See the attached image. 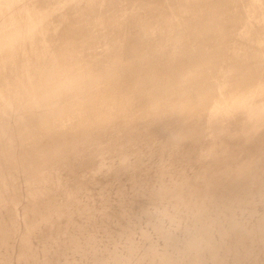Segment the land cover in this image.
<instances>
[{"label":"bare ground","instance_id":"6f19581e","mask_svg":"<svg viewBox=\"0 0 264 264\" xmlns=\"http://www.w3.org/2000/svg\"><path fill=\"white\" fill-rule=\"evenodd\" d=\"M0 1H2V0H0ZM20 1H23V0H10V1H8V3L10 2L8 4V3H6L5 0H3V2H5L7 5L6 7H8V8L5 9L6 7L4 6L6 15H4L3 18H5V19L0 17L3 19V20L0 19V31H1V28L8 26L11 23H12L11 24L12 28H15L16 26L13 27L14 21H16V23L18 21L17 25L19 24L20 21L23 22L24 23L23 26H25L27 28V30L29 29V31H30L27 33L28 35H24V37H26V38H24V40H26L25 42H28L29 46H30V44L32 45L30 47H33L34 44H35V47L37 46L36 43H34V42H36L35 39L33 40L34 42L32 41V38H33L32 36H34V34L36 33V32L35 33L32 32L33 31L32 27H33V25L35 26L36 24H39V22L36 24H33V23H35L38 19H39L38 21L43 20V18L41 19L40 16H42V14H43V17H44V14H47V13H45V11L48 12V15L51 13L53 15L52 19L54 18V20H55V18H57L59 16L62 17L61 15H62L63 11H66V15L67 14L69 15V13H71L70 8H69V12H67V10H65L66 5L68 6V2L70 0L69 1L68 0H51V1L50 0H48V1L44 0L41 2L40 5L38 4L39 6L37 5V9L34 8L35 11L33 13L27 12L28 10H26V9H28L27 7H30L31 4L28 5L27 7H25L26 8L25 9L23 6H24V3L26 0L24 1V3L20 2ZM35 1L36 2L33 1L34 4L38 2L37 0H35ZM92 1H96V0H92ZM104 1H103L104 5H106V0H104ZM108 1H110V0H108ZM108 1H107V3H108ZM116 1L118 2L119 0H115V2ZM120 1H122V0H120ZM141 1H146V0H140V2ZM163 1H166V0H163ZM173 1L175 2V4H177L176 5L177 8L176 9L174 8L175 10L172 9V10H174L173 12L166 11L168 9H165V11L167 13H164L161 16L158 15V14H161V12H159L160 6H157V5L146 6L147 11H145L144 8H143L144 10L142 9V11H141L140 10L141 7L139 4H142V2L138 4L139 6L136 5L137 8L140 7L137 9L138 11L136 10V8L133 9L135 6L134 5L133 8H129L130 12H129V10H128V12H121L122 10L120 8H122V6L120 4H122V3H120L119 6L117 5L118 3L117 4L115 3L113 5L111 4L112 8H111V6L109 7V9H110L109 11H112V13L110 12V14H112L111 19H109L111 17L110 15L104 16V14L106 13L105 11H104L105 13H102L103 17H106L111 21H112V19L114 20V18H116L115 23H117V24L116 25L113 24L116 26L115 28L114 27L113 28H114V31H115V29L117 30V33L120 34V36H122L121 38L123 39V40H121L120 37L116 38L118 36L117 33H116L117 36L115 35V38L118 40L120 39L118 42L111 41L112 43H110V40H108V39H110V38L112 39L113 35H111V34L109 36V34L106 33L107 34L106 37L107 36L110 37V38L107 37V39H106L107 41L104 42L105 39L103 38L102 43L105 45V47H102L103 50L105 48L106 50L114 51L113 53H115L113 55V56H115V58H113V61H112L113 64L112 65L118 66L121 69V67L119 66L121 64L120 63L121 61H118V59L120 57H123V56H120L119 52H120V50L125 49V48H123L124 44H128V47L126 46L127 49H125L123 51L127 50L129 57L138 58L139 57L138 55L140 53V52L138 53V49L142 45L141 43H138L139 42L138 39L140 41L143 40L141 38L142 37L141 35L145 36V38L147 39L146 35L150 36V34L148 32H151V35H152L153 29H156V28L157 29H163L162 33L164 32V33H166V35L168 34V36L172 39V41L173 42L176 41L178 44L182 42L184 37L189 36V35H193L192 33L194 31H196V35H197V32H198V34L200 33L199 37H201V36L203 37V35H201V34H206L208 31L210 33H213L212 42H215L216 45L219 43L224 44V42H226L231 36H232V38H237V39H235V41L239 40L240 42L237 41L238 42L237 43V42L233 41L232 43H237L238 45H233V46L229 45L231 48H230L228 54H225L226 52L224 53L225 55L223 54L224 51L222 52L223 55L220 54V52L217 48L218 51L215 52L216 53L215 56L213 55L214 58L211 57L212 60L215 59V61L218 62V61L224 60V58L226 57L224 62H229V64H228V67L226 65V68H225L224 67L225 65L223 66L222 65L223 63L221 62L222 66L215 69L216 71L214 73L212 71L213 74H212V76H209L210 78H206L203 74L204 71H202L201 68H202V66H207V65H205V63L202 61H201L202 66H201V63L198 64V66H196L194 64L195 62L194 63L192 62V64H194V65L191 67L187 66L189 68L187 70L184 69L186 71H184L182 73L180 72L179 75L177 74L178 72L176 73L177 75L176 74L171 75V73H173V72H171L170 74L166 73V71H167L166 64H161V65H164L163 70H165V71L163 72V74L161 73L159 75L157 73L158 75L157 74L154 75V72H153V75H151L150 74L151 71H150V73H148L150 75L143 74L142 78H140L141 77V75H140L139 78L141 80L142 79L145 80V81L142 80V82L144 83V85L142 84L144 86L143 90L144 91L146 90V91H148L147 93L151 94L150 103H149V106H147L148 107L147 111H149V112L148 113L146 112L147 113L146 115L143 114L142 116H140V115L135 116L136 111L132 112L133 108L131 107V112L129 111V116H126V117L122 116V118H119V117H117V114L122 112V111H120V112L118 111V113L116 114V112H117L116 110L121 109L119 107L117 101H116L117 104L116 103L114 104L110 100H107L106 96H104V95L102 96L101 94L99 95V91L101 90V89H99V87H101L100 83H102L103 81L105 83V81L108 80L107 77H109V76H107V77H105L106 78L105 80H101L103 76H100L102 74H99V72L101 73L100 69H102L101 68L102 66L104 69L108 66V64L106 67H104L105 66V65H103L104 62H102L101 65H99L100 62H99V64L97 63L98 65H96L95 63L97 62L99 57L102 56V58H103V56H104L103 54H104L105 50H104V52H102V55L100 54L101 56L100 55H99V57L94 56L96 59V62L94 60L93 52H92L94 50L90 51V52H92L91 54H92V58H93V59L92 58L91 59L94 60V64L96 65V67L95 68L90 67L91 72H92V73L90 72V74H93L91 76L92 77L94 76V77L90 78V75H88L89 80L87 79V81H85V80L83 81V79H82L83 75H81L82 73L81 72H80L81 74L77 73L78 72L77 70L80 71V69H76V67L82 66L81 64L77 65L78 64V58L82 57L81 55H79V56L77 55V52L79 51V53H80V49L83 48V46L81 48H79L81 46V43H80V46H78L79 45L78 42H76L77 45L74 42L75 43L74 45L78 46L79 50H76L78 48L75 47L76 48L75 49L76 54H74L75 52H73V55H71L69 57L66 55L67 56L66 58H65V53L68 50H71L70 49L71 47L69 48V46H68V50L66 49L65 53L62 52L63 50L62 51L59 50L61 52L60 53L57 48H56L57 49L56 52L52 53V54H54V53L56 54L58 52L60 55L54 54V56H52L51 52L49 51L50 53L48 52L49 56H47V57L48 58L53 57L52 58L53 60L56 59L55 64H53V65L50 64L51 66L49 65V63H48V65L44 63V60L46 58L45 54L48 55L47 53H45V54L43 53L44 58L41 57L42 59H44L43 62H40L41 61L40 58L36 59V57L39 56L38 54L39 53L41 54V51L44 48L43 46L47 47V44H49L48 41L50 40V38L52 40L53 37L49 38L50 31L53 28L60 26V25L57 26V25H55L56 23H53L54 27L53 28L51 27L52 29H49V26H51V23L53 21L52 19H50L51 15H50V17L48 16L51 21L50 20L47 21L48 17L46 15L47 23L44 22L45 23V31L42 27L44 34L42 32H40L42 34V39L40 40L42 42V44L41 43H40L41 45L38 44L39 47H37V49L36 48L34 50L29 49L30 54H28L29 57H28V60L26 61V63L23 62L21 66H16L18 64V61H16L17 62V64H16V62L14 60V55H13V53L15 52L14 49H13L14 52L12 51L13 53H9L7 55L5 53L6 56H4V54H3L4 52L1 51L3 48H0L1 53L3 52L2 56H4L3 57L4 58L3 59L4 65L1 66L2 64H0V66L3 68H5V66H6V70L9 67V70H8L9 74L7 73L8 76H6L5 78H2V76L4 77V75H6V74H4L2 76L0 75L2 78V79H0V120L3 121L4 118H6V117L8 119H10L8 115L9 114L14 115L15 113H17V114H15V115H17V118L22 117V116L19 117V115H21V113L19 114V112L16 111V110H18V109H16V107H15L16 110H13L14 113L12 112V109H14L13 106L14 105L16 106V104L21 103L20 101H22V97L25 94L24 92L25 91L27 92L29 87H32L34 89V87L36 86L38 88L37 89L38 91H35L36 94L32 93V95L27 99V101L25 100L26 102L24 103V104H26L25 106L28 109V110L25 109L26 112L27 111L30 112L34 109L37 110V111L34 110L37 113H35L33 111L34 112V118H36V119L33 118L34 120H32V118H31L30 120L26 121V119H28L29 117L28 118L25 117V112L23 115V111L20 109L22 111V115L25 117V119L20 118V121L19 120L18 121L21 123L18 124L19 122L17 123V119L13 117L15 119L14 121H16V122H13V121L11 122V123H14V126H16L15 123H17L18 125L21 126L20 127L21 130L18 129V132H19V130L22 131V132L18 133L19 135L16 134L17 132H14L17 129L18 125L15 127L16 129H14V131H13L14 134L18 135V137H19V140L17 139L18 137L17 138L14 137V138H16V140H18L17 143L21 142L23 140L22 143H18L19 146H20V144L22 145L23 142H27L26 139L30 140V142L32 141V143L30 144V148L28 147V145L30 143L29 141L27 143H24L28 147V149H27V147H24L27 149V151H24L23 149L21 150V146L19 148L17 147V151L19 149L22 152V153L20 152V154H22L21 156H23V154H24L23 151L25 153L28 152L31 155L33 153V151L35 150L34 148H31V147L36 148L38 146V145H36V143L37 144L39 143L43 149V150H41V147L38 146L40 148V150H39L40 153L38 152L36 154L38 149H37V151L35 150V153H34L35 155L33 154V156H36L35 158H29L30 156L28 155L29 156L28 157L25 154V156H26L25 160L27 161L28 159L29 160L31 159L32 163H35L36 165H33L30 162L33 166L27 165V166L23 167L24 169L22 168V170L24 171V173L21 169H19L22 171V172L21 171L20 172L23 173L24 177H25V179H24V177H22V180L24 179L28 184H30V185L32 184V186H33V183H35L34 184L35 186H33V187H36V185L39 186L42 183V180L44 178H42L41 175L39 177H37V175L41 174V172H42V171L38 172V170H40L41 166L44 165V163L45 164L48 163V162L46 163L45 157H47V155H45V154H47L46 152H48L49 147L47 148L46 145L49 143L50 139H53V138L58 139V138H56L57 136L60 139V137L62 135H64L65 133H67V135H68L70 131H72L71 132L72 135H75V134H73V130L78 128L79 126H81L82 128L83 127L85 128V129H82L79 127V129L76 130L77 134L75 135L78 143H80L79 145H81V144L83 145L82 146L83 147L82 152L75 151V150H77V148L72 152V157L75 158V160H76L75 162H77V159L79 162L80 161L79 158H81V159L83 158L81 161L84 160V162L83 163L80 162L78 165H80L82 163L81 164L82 166H80V168H81V167H83V164H84V171L85 172L80 171L81 173H78V171H77L76 173H74L76 175H74L73 173H72L73 175H71V174L69 175V172H70L69 170L72 169L71 171H73L74 167H71V169H69V167H68L69 161L72 157L69 158V160H68V153L69 152L67 151L68 152V153L66 152L67 157L64 156V158H66L65 160H67V161L62 159V161H65L66 163L68 162L67 167H63L64 164H66V163L63 164L62 161H57V163H58L57 167L62 169L61 170V176L63 178L60 177L61 178V182H60L61 190L58 188V186L60 184L57 185L59 183V181H58L60 179L59 177H57L58 179L55 178L57 180L53 179V181H58V183L55 182L57 187L55 186V187H51L48 189L49 191H51V193H53V191H54V193H57L58 195L56 196V194H54V196L51 197L50 196L51 193L49 194V192H48L49 196H47L46 193H44L43 191L42 192L44 195L40 194V193H42L41 191H40V193H38L39 192L38 189H40V188L37 189V187H36V188H34L35 190H34L33 194L31 193L32 197L29 196V198H28V196H26L28 198L27 201L30 199L28 201L30 204L33 202H34V204L41 202L42 204H44L43 208L47 207V206L44 207L45 205H48V207L53 206L55 211L59 212V215H58V213H56L52 208H49V209H52L53 212L57 214V216H56L53 213L56 217V218H54V216L51 215L52 214L50 212L51 210H49L47 208L49 211L41 214V216H40L39 213H41V210L43 209L42 206H40L41 203L37 204L40 207H38L36 205L38 208H41L39 210L36 209L35 205L31 204L32 206H34L31 209H36L37 212H39L38 214H35V218H34V216H33L34 213H32V212L35 210L31 211L32 215H29L30 209L27 208L29 211V214H28L29 217L28 218L26 217V218L27 219H29V218L30 219L31 218L36 219L37 216L39 215L40 217L38 216L39 218H37V220L40 222V225H42V228H40V229H42L44 232H46L45 230H47V231L52 230V232L54 230L56 232L55 233V235H56L55 239H52V240H50L51 242H48L46 240L47 239L46 237H48V235H49L48 239L50 237L51 238H54V237L50 236V234L47 235V232L41 233L43 235L46 234V237L44 235V237L46 238L45 239L40 234V232H42V230L39 232V234L41 235V238L43 237L44 239H40V236H38L39 238L37 239L36 236L29 234L31 232L30 228L33 225L32 224L31 227L28 226L30 224L29 223L30 221L26 222V220H25L26 218L22 219V221H20L19 220L20 217L18 218L16 216H15V218L16 219L18 218L19 222L16 221L15 219H12V218H14L13 216L11 219L9 218L10 215H12V214L9 215L8 213L9 212L11 213V211H13V208L17 204H19V202H18L19 199H22V198H20L21 194L23 196V193H21V192H24V191H22L23 189L20 191L21 187L19 188L18 185H16L18 182L17 183L15 182L16 184H14L19 188L18 192L20 194L17 203H15L16 201L13 202L14 198H15L14 200H17L16 197L14 196V194L16 195L17 191L15 192L16 188H13L14 187L13 185H12L13 186L12 188H11V185H6V187H7L6 192H4L3 195H0V212H1L0 214H1V216L2 215L5 216L2 213L6 214V211L8 212L6 215L9 216L8 217L9 219L7 218V216H5V218L8 220V224H9V221H11V220H13V221L15 220L16 222H18L17 224L15 221H14L15 223L12 221H11L12 223L10 222V224H12L13 227L15 225V228H14L15 232H17V230H19L18 232H20V229H22V228L19 229V227L22 224H24L23 223L24 221H25V223H29L28 225L26 224L27 225L26 227L27 228L29 227V231H30L29 233H27V232L26 233L29 235H27L25 233V231H27L28 229H25V231H23V232H22V230L24 228L21 230L22 238H26V237L27 238L21 239V243H19L20 241L18 242L20 244L19 247H18L17 242H16L17 247H15V245L12 248H11V245H10V247L9 246L8 247L11 248L12 250H15L13 248H17V251H19L18 254L23 255L24 251H27L25 249H28L27 252H30L29 248L30 249L32 248V246L29 247L31 244L28 245V248L26 247V245L28 244L27 242H29V241L26 242V240L32 238V236L34 237L33 242H34V240L36 241V240L40 239V241L44 240L43 243L46 244V245H42V246H40L39 244L37 245L36 243L37 242L40 243V241H36L34 243L36 245L35 246L33 245V247H34V249L32 248L33 252H30L28 254L30 256L29 259H33V258H31L32 257L31 255H33V253H34V256H35L37 254V250H39L40 248L43 249L42 247H44V250H45V251L43 250L44 252L42 254L45 253V255L43 256V260H42V257H41V259L39 258L40 256H42V254L41 253H40V255L37 254V258H34L37 260L34 261V259H33V261L35 263L33 261H31L32 263H34V264H87L86 259L88 257V255H87L88 253L85 252L86 253V255H85V253L83 254V252L85 251L84 247L86 244H88L87 241L89 238H86L84 240L82 238V235H84L85 233H88V231H91L94 234V232L96 231L98 226L102 225V226H104L103 229H105L104 236L108 240V245L107 246L105 245L106 247H101V245H99L97 243H95V244L92 243L93 245H91V246L93 248L90 247L93 254L94 253L96 254L99 252V253H101V255L104 254V256H105L104 258H102V261H100L97 264H154V263L170 264L169 260L171 258V252L172 251H174V250L178 251L176 261L178 260V256L182 252L187 251V247L181 244L180 237L176 236L177 230L187 231L185 229L187 227L186 222H183V214L185 211L189 212V209H193V208L198 207L199 205H201L200 204L201 202L202 203L209 202V206L211 205L210 210L212 209L213 205L215 206L216 203H217L216 207L218 204L220 206V203H223V200L227 197V194H228V196H231L234 194V192H236L237 186H238V177H243V175H245V176L251 175L252 177H254V175H256L259 178H261V181L264 180V0H211V2L214 1V3L222 2V4H225L223 2H227V4H229V9H231L230 4H232L233 8L235 7L234 10H238L235 12L232 11V13H234L235 15H238V19H236V20H238V24H237L238 28H236V29H234L235 23L231 24L232 21H229V23H227V24H226V22H223V20L225 19L224 17H226V16L230 17L231 16V13H229L231 10H228V7H222V8L221 7H219V8L218 7L217 8L211 7V8H213V9H211L210 7L208 8L206 4L211 5L212 3H210V2L204 3L205 1L203 2V0L202 1L198 0V2L200 1V4L199 3L197 4V2H196L197 0H195L197 5L195 6V4H194L195 2L193 1L194 2L193 4L195 7L193 9H190L189 5H191V2H190L191 0H173ZM3 2L1 4L5 5V3H3ZM19 2L21 3V5L23 3V6L21 8H19ZM72 2H69V3H71V5H73ZM78 2H77V4H78ZM82 2H83V0H82ZM82 2H81V4H82ZM85 2H88V0H86ZM99 2L103 3L101 0ZM99 2L97 0L96 4L100 5ZM153 2H154V0H153ZM160 2H161V0H160ZM189 2H190V4H189ZM88 3H90V2H88ZM27 4H29V2ZM74 4H76V2H74ZM86 4L87 3H85L84 5H86ZM129 4L131 7V3H128V6H129ZM162 4H163V2H162ZM2 5H0V7ZM25 5H26V3H25ZM92 5L95 6V3ZM220 5H221V3H220ZM34 6H36V4ZM83 6L81 5V7H83ZM89 6H91V5H89ZM94 6L93 7L91 6L92 9L90 8L92 12H93V8L97 7V5L95 7ZM125 6H127V5L125 4ZM163 6H164V4H163ZM168 6H170V5L168 4ZM168 6H167V8H168ZM213 6H214V4H213ZM221 6H223V5H221ZM32 7H30L29 9H32ZM102 7L105 8L104 10H106V7L103 6V4L101 6V9H102ZM142 7H143V4H142ZM172 7H174V6H172ZM172 7H170V8H172ZM73 8H76V7H72V9ZM85 8L81 9L83 12L81 14H84L85 11L88 10L87 8L85 10ZM99 8H100V6H99ZM99 8H97V9H99ZM117 8L120 10H118ZM165 8H166V5H165ZM78 9L80 10V8H78ZM126 9H128V8H126ZM131 9H133V11ZM162 9H163V7H162ZM162 9H161V11H162ZM2 10H3V7H1V11ZM73 10H76V9H73ZM83 10H85V11H83ZM244 10L246 12L245 14H247V15L244 16L245 18L242 17L240 19L239 14H240V12H242ZM1 11H0V13H1ZM76 11H78V10H76ZM76 11H74V12H76ZM88 11H90V10H88ZM91 11L88 12V15H89V13H91ZM95 11L93 12L94 15H95ZM109 11L107 10V13ZM5 12H3V14ZM142 12H144V13H142ZM168 12H170V13L168 14ZM99 13L101 15L100 11H99ZM162 13H163V11H162ZM205 13L207 16L217 17L215 19H217L219 21L210 19L209 25H207L206 19L208 17L206 16V18H203L204 17L203 14L205 15ZM243 13H241V14H243ZM72 14L73 13H71V16L74 18H76V17L78 18V16L80 15L79 14L78 16H74L75 14L74 15H72ZM1 15H2V13H1ZM66 15H64V16H66ZM92 15H90V16L92 17ZM193 15H195L197 17L194 18ZM90 16H88V18ZM199 16H200V18H199ZM72 17H71V21H73V19H74V18L72 19ZM81 17L82 16H80V19H81ZM86 17H82L83 21L85 18V23H82V24L86 25V20H87ZM65 18H62V20ZM77 18L75 19L76 21H77ZM44 19H45V17H44ZM90 19H89V23L92 20V19L91 20ZM156 19H158V20H156ZM193 19H196V22L193 21ZM232 19H230V20H232ZM57 20L59 21V20H61V18H59ZM58 21H56V22L58 23ZM76 21L74 23L77 26ZM81 21H82V19L80 20V22ZM92 21H94V20H92ZM100 21H99L100 27L101 26L104 27V25L107 26V24L104 23V22L107 23V20H104V18H103ZM153 21L156 23H154ZM67 22L69 24L72 23V22H69V19H68V21L66 20L65 23H67ZM193 22H195V23H193ZM44 23H42V24H44ZM60 23L63 24L64 22L62 23L60 21ZM92 23L93 22H91L90 24L92 25ZM109 24H111V23H109ZM78 25L81 26L80 24H78ZM85 25H83V26H85ZM93 25H96V23ZM97 25H98V19H97ZM23 26H20V27H23ZM40 26H41V24L37 27V31H38V28H40ZM70 26L71 27H69V26L68 27L72 30V26H74V25H70ZM25 27H24V29H25ZM89 27L87 26V30H90L91 32L93 30H95V31L97 30L96 28L91 30V27H90V29H89ZM94 27L95 26H93L92 28H94ZM125 27H127L126 30L129 28H132L131 29L132 31H130V32H132V36L129 38L130 41L127 40L125 37H123L126 35V34L125 35L123 34V30L125 31ZM5 28H7V27H5ZM5 28H3V29L5 30ZM16 28H19V27L17 26ZM35 28H34V31H35ZM83 28H82V30H83ZM108 28H111V27H108ZM24 29H22V30H24ZM59 29H60V27H59ZM59 29L56 28V30H59ZM77 29H80V28L76 27V29H74V31H77ZM84 29L86 30V28H84ZM224 29H225V32H227V30H229V31L232 30L230 32V34L232 33V35H230L229 38H226V36L223 32ZM233 29L235 30L234 32H233ZM7 30L4 33H6ZM22 30H21L22 33L20 35H23L25 33L26 29L24 30V33ZM39 30L41 31V29H39ZM62 30H63V28H62ZM111 30H112V28H111ZM111 30L109 29L108 32H111ZM14 31H15V29H14ZM78 31L82 32L81 30H78ZM18 32H20V31H18ZM18 32L16 31V34ZM54 32L56 33V31H54ZM60 32H61V30H59V33ZM98 32H100V31H98ZM8 33H9V30H8ZM8 33L4 34V36L7 35ZM10 33H11V30H10ZM12 33H14V37L12 36L14 38L13 40H19L20 37H17L18 39H16L15 38L16 37L15 32L12 31ZM40 33L38 32V37H39ZM70 33L68 31L67 35H70ZM72 33H73V30H72ZM103 33H104L103 36H105L104 31H103ZM126 33H129V32L126 31ZM157 33H159V32H157ZM157 33L155 32L154 36H156ZM1 34H3V33H1ZM52 34H53V31H52ZM100 34H101V32H100ZM56 35L57 34H54L51 36H56ZM58 35H57V37H59ZM62 35H63V33H62ZM67 35H65V36H67ZM83 35H84V33H83ZM89 35L90 34H88V36ZM94 35H95V33L93 34V36H90V38L94 37ZM129 35L127 34L128 37H129ZM166 35H164V37ZM10 36L11 35H9V37ZM18 36H19V34H18ZM36 36H37V33L34 36L36 38V40L37 39L39 40V38H41V36L39 38H37ZM73 36H71V37H73ZM77 36L75 37L76 39H78ZM79 36H81V34H79ZM0 37H2V35ZM57 37H56V39H57ZM81 37H79V38H81ZM98 37L99 36L97 35V39H98ZM193 37L191 40L194 39ZM208 37H205V40ZM6 38H7V36H6ZM21 38H20V40H23ZM54 39H55V37H54ZM65 39H67V38H65ZM65 39L63 38V41H65ZM72 39L74 40V38H71V40ZM86 39H88V38L86 37ZM125 39L127 40V42L129 41V43L125 42ZM155 39H157V37ZM197 39H199V38H197ZM197 39H194V40H197ZM200 39H199V41H200ZM209 39H211V38L209 37ZM5 40H4V42L2 40H0L1 44L3 43L4 44L3 46H6V48L7 47L9 48L11 45H9V46H8V44L5 45L6 44ZM7 40H8V38H7ZM10 40H12V39L10 38L9 41ZM38 40H37V43H38ZM58 40H56L55 43H52V42L51 43L56 45ZM113 40H115V39L113 38ZM161 40H159V42ZM77 41H79V40H77ZM84 41H82V42L84 43ZM152 41L155 42V40H152ZM184 41H186L185 43H187V39ZM71 42L73 43V41H71ZM145 42H146V40H145ZM145 42H144V44H145ZM154 42H153V44H154ZM196 42H198V41H196ZM10 43H11V41H10ZM13 43H14V41H12V44ZM19 43H20V41H19ZM59 43H60V41H59ZM86 43H84L85 46L90 44V42L88 44H86ZM93 43H96V42H93ZM137 43L139 46L135 45V47H134V44H137ZM177 43H174V44H177ZM192 43L193 42H191L190 45ZM20 44H22V41ZM64 44H65V42H64ZM97 44H99V43H97ZM153 44L151 43L150 45H153ZM170 44H172L171 41H170ZM209 44H210V42H209ZM215 44H213V45H215ZM226 44L228 45V43H226ZM13 45H15V44H13ZM25 45H27V43ZM58 45L61 46V44H58ZM177 45H176V48H174L175 50L177 49ZM16 46H17V44H16ZM29 46L28 47L26 46V47L29 48ZM71 46L73 47V45H71ZM94 46H95V44H94ZM94 46L92 45V47H90V46L89 47L94 48ZM97 46H96V49H98ZM100 46H102V45L100 44ZM171 46H173V45H171ZM179 46H180V44L178 45V48H180ZM203 46H204V44H203ZM0 47H2V46H0ZM51 47H53V45H51ZM56 47H58V46H56ZM64 47H65V45H64ZM89 47L85 48V49H89ZM121 47H122V49H120ZM145 47H147V46H145ZM145 47L142 50H144ZM155 47H157V45H154V48ZM173 47H175V46H173ZM181 47H184V46H181ZM187 47H188V50L190 51L189 44ZM191 47H193V45ZM209 47L212 48V46H209ZM226 47H227L226 49L228 50L229 47L228 46H226ZM13 48H15V46H13ZM25 48L22 47V49H25ZM47 48L53 49V48H49V46ZM154 48H153V53L159 49V47H158V49H154ZM220 48H221V46H220ZM9 49H11V48H9ZM59 49H62V47L61 48L59 47ZM146 49H148V47ZM162 49H164V48L162 47ZM162 49H161V51H162ZM185 49H187V48L185 47ZM201 49H203L202 46H201ZM226 49L224 48V50H226ZM19 50H20V48L18 47V51ZM53 50H55V49H53ZM180 50H181V48H180ZM206 50L208 51L209 48H206ZM210 50H212V49H210ZM18 51H16V52H18ZM45 51L47 52V50H45ZM64 51H65V49H64ZM72 51H71V54H72ZM99 51H98V53H99ZM109 51H107V52H109ZM148 51H152L151 47H150V50L148 49ZM167 51L168 50H166V52ZM173 51H171V52H173ZM189 51L186 50L184 52L186 53ZM8 52H11V50ZM22 52L24 53V51H21L20 53H22ZM42 52H44V49ZM83 52H84V50H83ZM86 52H88V54H89V51L86 50L85 53ZM122 52H120V53H122ZM127 52H125V53H127ZM141 52H143V51H141ZM178 52H181V51H178ZM182 52H183V50H182ZM182 52H181L180 57H182ZM193 52H194V50H193ZM111 53L112 52L108 53V55L109 54L111 55ZM146 53H148V52L146 51ZM200 53H202V56H201V58H202L203 52H200ZM16 54H15V56H16ZM91 54H89V56H86V57L89 58ZM105 54H106V52H105ZM144 54L143 53L140 54L141 55V62H142V58H143L142 55H144ZM159 54H161V53H159ZM164 54H166V53H164ZM175 54L173 53V55H174L173 60H175V62H177L180 59L178 58V54H176L177 55L176 57H175ZM195 54H193V55L195 56ZM212 54H213V51H212ZM94 55H95V51H94ZM108 55H106V57L111 58L112 55L111 56H108ZM185 55H187V53L184 54V56ZM17 56L19 57V54H17ZM40 56H42V55H40ZM84 56H83V58H84ZM170 56H172V55H170ZM187 56H189V55H187ZM106 57L104 56V58H106ZM117 57H119V58H117ZM160 57H162V56H160ZM192 57L193 56H191V58ZM25 58H26V54H25ZM83 58H81V59H83ZM165 58H166V56H165ZM165 58H163V60ZM184 58H187V57H184ZM189 58H190V56H189ZM197 58H199V57H197ZM19 59H21V57ZM126 59H129V58L127 57ZM126 59L124 61H126ZM144 59H145V55H144ZM152 59H154V56H153V58H151V60ZM37 60H40V61H37ZM100 60H101V58H100ZM111 60L109 62H111ZM120 60H122V59H120ZM137 60L138 59H135L132 61H134L138 67L139 65H138ZM21 61H24V60H21ZM62 61L69 64V66H68V64L65 65L66 64L65 63L64 64L65 66L70 67L69 70L66 68L68 70L67 73H69V74L65 73V76L62 78H66V75H68V76L70 75L71 77H69L70 79L67 81H64V79H63V83H60V81H58V80H61V79H58L57 76L54 75L55 73H53V71H55V68L58 67L57 63L62 62ZM84 61H85V59H84ZM88 61H86V62L87 63L92 62V61L91 62H88ZM103 61H104V59H103ZM129 61L130 60H128V64H131ZM158 61H160V60L158 59ZM183 61H186V59ZM192 61H193V59H192ZM198 61L199 60H197V62ZM0 62L2 63V60ZM79 62H80V59H79ZM81 62H82V60H81ZM153 62H154V60H153ZM155 62L158 63L156 60H155ZM50 63H51V61H50ZM150 63H151V61H150ZM169 63H170V61H169ZM172 63H173V61H172ZM59 64H61V63H59ZM94 64H93V66H94ZM109 64L111 67V63H109ZM126 64H127V62H126ZM135 64H134V67H135ZM144 64L147 65L148 62L144 63ZM171 64L170 65L168 64L169 65L168 67L172 66ZM174 64H176V63H174ZM183 64H184V62H183ZM192 64H190V65H192ZM224 64H226V63H224ZM19 65H20V63H19ZM89 65H87V67H89ZM122 65L124 66L125 63ZM158 65H160V64L158 63ZM177 65H179V63H177ZM186 65L187 64H185L184 66H186ZM84 66H86V65H84ZM123 66H122V68H123ZM140 66H141V68H143L142 65H140ZM181 66L182 65H180V70H182ZM87 67H85V68H87ZM155 67L153 68L154 70H155ZM160 67H161V69H159ZM177 67L175 65V68H177ZM209 67H211V66H209ZM3 68H2V70H4ZM59 68H61L60 65H59ZM145 68H146V66H145ZM108 69H105V73H106V70L108 71ZM115 69H116V67H115ZM123 69H127V68L124 67ZM136 69H133V70L135 71ZM146 69L148 70V68H146ZM157 69H159L160 71H163L162 66H158ZM169 69L170 68H168V70ZM130 70H129V73H130ZM143 70H144V68H143ZM174 70L176 71V69H174ZM121 71H124V70H121ZM205 71H207V70H205ZM124 72H126V71H124ZM167 72H170V71H167ZM56 73H58V72L56 71ZM62 73H63V71H62ZM88 73L89 72L86 71V74H88ZM117 73H118V71H117ZM134 73H136V71ZM86 74L83 76L84 79H85ZM113 74H114V72H113ZM113 74H112V76H113ZM121 74L122 73H120V75ZM166 74H168L169 77L166 79L163 78L164 79L163 81H161L159 79L158 81H160V82H157V79H155V78H157L156 76H158V77L162 76L163 77ZM206 74H207V72H206ZM103 75H104V73H103ZM116 75L117 74H115V76ZM130 75H131V73H130ZM54 76H56V77H54ZM60 76H61V72H60ZM62 76H63V74H62ZM125 77H127V76H125ZM132 77H133V75H131V78ZM135 77H136V75L134 76V78ZM137 77H136V79H138ZM153 77H155V78H153ZM165 77H167V76H165ZM131 78L130 79L127 78L129 83H130V81L134 82V80H131ZM134 78H132V79H134ZM56 79H58V80H56ZM115 79H117V76ZM120 79H122L121 76H120ZM152 79H155L157 84L154 83L155 81L151 82ZM204 79H206V80H204ZM111 80L113 82V79H111ZM149 80H150V82H149ZM120 81H121L120 84L125 86L124 84L127 81L124 80V81H126L124 84L122 83V80H120ZM107 82L109 83V81H107ZM133 82L130 84H133ZM83 83L87 84L86 87L88 88V90H87L88 92L86 94L84 92V94H85L84 96H82V97L78 96V98H74V99H73V94H71L72 97L71 96L70 97L73 100L70 98L72 100V102L69 105V103H68L69 96L67 95L68 98H66V93L68 91H71L69 89H70V87L72 88V85L77 86L79 84V86H80V84L83 85ZM113 83L114 84L116 83L115 85L117 87V82H113ZM136 83H138V81ZM139 84L140 83H138L137 85H139ZM106 85H108V84H106ZM121 85H119V87ZM79 86H77V88ZM111 86H113V85H111ZM140 86H138V87L140 88ZM68 87H69V89L67 91ZM81 87L83 88V86H81ZM81 87H79V88H81ZM86 87H85V91L87 89ZM104 87H105V85H104ZM128 87H129V85H128ZM120 88L122 90V87H120ZM120 88L116 89V90L119 91ZM131 88H132V86L129 87V91ZM73 89H75V88H73ZM97 89H99V91ZM108 89H111V88L108 87ZM126 89L124 88L122 91L126 92L127 91ZM172 90L176 91L175 96L177 95V91L179 90V92L181 93V94L179 93L180 94L179 98L181 100H183L185 103L188 102L187 101L188 98H190L192 96L195 97L196 95H204L207 99V101L205 103V107H203V105L195 97L194 101L191 102L192 105H191V103H188V104L186 103L187 105H186V107L183 108V111H181L183 104L180 105L181 103L179 102L180 103L179 105L181 106V107L179 106L181 109L180 110L181 112L179 113L180 116L177 115L175 112L177 110H173V107L176 106V101H175L176 99L173 97L174 94L172 95V97L170 96V92ZM77 91H78V89H77ZM106 91H107V89H106ZM131 91L134 92L133 89ZM137 91H138V89H137ZM137 91H135V92L137 93ZM112 92H114V88H113V91L111 90L110 94H112ZM116 92H115V94L117 95L116 97H118V94ZM71 93H72V91H71ZM100 93H103V92H100ZM138 93H140V92H138ZM142 93H143V91L140 94H142ZM147 93H144V94H147ZM30 94H31V92H30ZM124 94L120 97V99L123 97H126V96H124ZM128 94H130V92L129 93L127 92V95ZM133 94L134 93H132V95ZM28 95H29V93H28ZM82 95H83V93H82ZM107 95H108V93H107ZM25 96H27V94ZM129 96L132 98L131 95H129ZM141 96H143V95H141ZM141 96H139V97H141ZM188 96H190V97H188ZM144 97L145 96H143L142 98H144ZM186 97H187V100H186ZM110 98H113L116 100V98H114L112 96H110ZM131 98H130V100H131ZM99 99L101 100V102L98 101V103H96L95 100H99ZM113 99H112V101H114ZM120 99L118 101H120ZM127 99H128V97H127ZM132 99L134 100V97ZM124 100H126V99H124ZM192 100H193V98H192ZM121 101H122V99H121ZM136 101H138V99ZM130 102H132V101H130ZM120 103L121 102H119V104ZM141 103H143V102H141ZM146 103H145V105H146ZM177 103H178V101H177ZM122 104H123V101H122ZM23 105H20V106H22V108H23ZM115 105L116 106L118 105L117 107H119V109L117 108L115 110ZM140 105L142 106V104H140ZM20 106H18V107H20ZM129 106H131V104H129ZM136 106H137V108H139L141 110V108L138 105H136ZM189 106L193 110L194 109L198 110V114H196V118L194 117V119H193V117H190L189 114L185 113V112H187V110L191 109V108H188ZM201 106L204 108V111L201 108H199ZM135 107H134V109L136 110L137 108H135ZM42 109H44V114L39 112ZM125 109H127V107L124 108V110ZM45 110L48 112L45 113ZM124 110H123V112H124ZM178 111H179V109H178ZM199 111H201V114H202V111L204 112L202 114V116L200 115ZM10 112H12L13 114ZM28 112L26 113L27 115H28ZM127 112H128V109H127ZM142 113H144V110L142 111ZM165 113L168 115L167 118L170 120H167V121L161 120V118H163V116L166 117V115H163ZM35 114L37 115V117L35 116ZM122 114L123 113H121V115ZM123 115H125V114H123ZM29 116H30V114H29ZM32 117H33V114H32ZM13 118H11V119L13 120ZM2 121H0V127L2 125V123H1ZM8 121H6V122H8ZM4 123H5V121H3V125H4ZM11 123L9 124V126H13V124L11 125ZM149 124H151V127ZM147 125H149V127H150L149 129L146 127L148 129V131L145 130V126H147ZM14 126L11 128L9 127L10 132H7L9 136L4 134L5 138L9 137V140H10V141H6V142L10 143L11 140L14 139L11 136L13 134V132H11V129L14 128ZM85 126H89V128L85 127ZM4 127L6 129L5 130L1 129V131L8 130L5 125L3 126V128ZM185 128H187L188 131L185 132L184 131ZM91 129H93L92 132H91ZM84 130L86 132H83ZM94 131H97V133L99 135L103 136V138L102 137L99 138V136H98V138L92 139L91 136L93 135ZM112 132L114 133V136H115V132L117 133L116 138L114 136L110 137L107 135V134L111 135L110 133H112ZM4 133H6V132H4ZM0 134H3V133H0ZM14 134H13V136H15ZM65 135L63 137H61L62 140L64 137H66V140H68L67 136H65ZM105 135H107V137H105ZM189 135H191V138L194 140V141L192 139L189 140L188 143H190V144H191V140L193 141L191 146L189 144H187V142H184L185 140L183 141V139H182L184 137L185 139L187 138V140H188ZM192 135H193V137H192ZM4 136L1 135L0 138L1 137L3 138ZM33 136H35V138H33V140H32L31 137H33ZM72 138L73 137H71V140H72ZM76 139H74V140H76ZM4 140H8V139H4ZM66 140H63V144H64V141H66ZM74 140H73V144L75 146L76 142H74ZM1 141H3V140H1ZM13 141L16 142L15 140H13ZM47 141H48V143L46 144ZM69 141H68V143H69ZM14 142H12V143H14ZM56 142H57V140H56ZM183 142L187 144V147H185L186 145L183 146ZM9 143H7V144H9ZM33 144H35L36 146H32ZM52 144L54 145L53 141H52ZM52 144L50 146H53ZM56 144H55V147H57ZM59 144H57L58 145V147H57L58 152H59V149L62 147V146H59ZM71 144H72V141H71ZM0 145H3V144H0ZM10 145H12V144L10 143ZM7 146L11 148V149L8 148L11 151H12V148H14V150L16 149V143H15V146L12 145L14 147L9 146V145H7ZM47 146H49V144ZM68 146H70V143L68 144ZM68 146H66V147L69 150L70 147L68 148ZM55 147H54V149H55ZM63 147H65V145ZM66 147H65V149H66ZM82 147H80V149ZM46 148H47V150L45 151L44 149H46ZM50 148H52V150L54 151L53 147H50ZM71 149L73 150L74 148L71 147ZM52 150L50 149V151H52ZM63 150H64V148H63ZM63 150L61 149V151H63ZM4 151L5 150L3 149L2 153ZM11 151L7 152V148H6V151L4 153V155H5L4 157H6L7 159L9 158L10 162L14 159L12 157L13 156L15 157V155H11V154H13L14 151H12V152ZM55 152H57V151H55ZM55 152H53L54 156L56 155ZM64 152H65V150H64ZM53 153H52V155H53ZM61 153L62 152H60L59 154L61 155ZM70 153H71V150H70ZM1 155L3 156V154H1ZM16 155H18V154H16ZM49 155L47 158H50ZM2 156L0 159L2 160V158H3V160H4V157H2ZM10 156H12V157H10ZM59 156L58 157L56 156V158L53 157L54 158L53 160L50 158L51 163H52V164H50V167L56 166V165H54V164H57L55 159L59 158ZM106 156H108V160H107ZM18 157H19V155H18ZM23 157H21V158H23ZM69 157H70V154H69ZM16 158L17 157H15V160H16ZM62 158H63V156H62ZM19 159H20V157H19ZM17 160H18V158H17ZM21 160L22 159H20V161L18 160L17 162L20 163V162H22ZM29 160H28V162H26V161L25 162L29 164ZM42 160L43 161L45 160L43 164L41 163V162H43ZM54 160H55V162L53 164L52 161H54ZM5 161L7 162L8 160L5 159L3 162H5ZM72 161L74 162L73 159L71 160V162ZM8 162L5 164V163H2L0 161V183H2V182L6 183V181H4V180L9 177V176L7 177V172H9L8 174L10 175L9 179L11 177H14L15 174H18L17 172L13 173L14 170H16V168H14V167L16 166L17 162H16L14 167H12V165H14V164L11 162L12 165L10 166L11 172H12V168H14L13 172H12L14 175L10 172L9 168H8L9 171H7V169H6V167H9L8 164L10 165V162L9 163ZM60 162L63 165L62 167H60L61 165L59 166V164H61ZM23 163L24 162H22V165H23ZM146 163L147 164L152 163L151 164L152 166L147 168L149 166V164L147 166ZM74 164H73V166H74ZM22 165H17V166L20 167ZM70 165H72V164L70 163ZM76 165H77V163H76ZM257 165H258V169H257ZM44 166L46 167V165H44ZM44 166H42L43 170L47 169ZM38 167H40V168H38ZM47 167H49V166L47 165ZM42 168H41V170H42ZM51 170L52 169H50V171ZM78 170H80V169H78ZM74 171H76V170H74ZM25 172L27 174H25ZM37 172H38V174H37ZM45 172L46 171H43V173H45ZM57 172L59 173V169ZM82 172L85 173L84 177H83ZM21 173H19V174H21ZM77 173L81 174V175H77ZM48 174L46 173V175H45L46 176L45 181H46V179L51 177L50 176L51 172ZM52 174H54V173H52ZM166 174H168L167 181L164 182L163 180H164ZM58 175L59 174H57V176ZM104 175H105V177L110 175L109 179H106V181H105V179L103 177ZM155 175L160 179L161 183L159 184V186L154 191L152 189V187L150 185H148V182H146V179H148L147 176H155ZM16 176L18 177V175H16ZM17 177L11 178V179L16 180ZM54 177H56V174L53 175V178ZM100 177L101 178L103 177L105 183L101 182L103 179L101 180ZM121 178L123 180L125 178L127 185L129 186V188L131 190L132 196H131V199L129 201L127 200L124 202V200H123L124 199V194H123L124 187L118 184L119 186L115 192L116 193L115 196L117 197V199H116L117 203L115 205H117V206L115 207V209H113L112 208L113 203L109 199L110 198L109 193H111L110 190L112 189L111 187H113L112 186L113 183H115V182L120 183ZM12 180H11V182H13ZM17 180H19V178ZM97 180L98 181L101 180L99 182V184L101 183L104 185L101 186V184H100V187H98L99 185L96 186L95 182L98 184ZM25 181H20V183H18V184L19 185H21V183L24 185L26 184L25 188H29L28 187L29 185H27V183H25ZM47 181H46V183H47ZM8 182H7V184H8ZM11 182H9V183H11ZM44 183L45 182L43 181L42 185ZM50 184H48V186ZM53 184H51V185H53ZM93 185H94V187H93ZM114 185H116V184H114ZM41 186H39V187H41ZM45 186H47V185H45ZM95 186L97 188H99V191L97 194H95L93 191ZM156 186H157V184H156ZM42 187H44V186H42ZM45 188H44V190H47V188L46 189ZM52 188H55V189L57 188L58 190H60V192L59 191L57 192V191H55V189L53 190ZM41 189L43 190V188H41ZM2 190H5V189H2ZM2 190H0V191H2ZM25 190H28V189H25ZM32 190H33V188H32ZM218 190H219V192H218ZM215 191H217V192H215ZM30 192H29V195H30ZM1 193H3V191ZM236 194H237V192L235 193V195ZM25 195L26 194H24V196ZM113 195H114V193H113ZM16 196H18V195H16ZM237 196H238V194H237ZM36 200H38V201L36 202ZM23 201H24V197H23ZM28 202H27V204H29ZM127 202L129 204L132 203L136 206L134 211H130V212H132L130 214L126 212L127 211L126 210ZM162 202H165V204L167 202H169V206H168L169 209L162 208L159 210H155L153 212H150L148 210V208H151V207H155V208L158 207L157 205H159ZM31 205L28 207H32ZM233 208H234L233 214L234 213L236 214V212L238 214V209H237L238 207L234 206ZM17 209H19V208H17ZM156 209H158V208H156ZM43 210L46 211V209H43ZM43 210H42V212H44ZM130 210H132V209H130ZM210 210L207 213V220H208V218H210V223H208V221H206L205 224H207L208 227L211 226L212 230L208 231L205 229L206 233H207V239L210 237L213 238V235L216 233H220L222 231L227 230L229 227H225V225L230 226L231 224L235 225L234 223H236V226H237V224L239 222L240 223L239 225L241 227V221H238V219H237V218H239V216L235 219L233 218L232 220H228V218L226 219L227 215L212 214ZM28 211H27V213H28ZM15 212L17 213L18 211L17 210L14 211V215H15ZM37 212L35 211V213H37ZM25 213H26V211H25ZM25 213L22 212L20 216H23V214H25ZM136 213L143 215V218L145 219L146 225L149 227L151 232L156 235V238L155 237L154 238L163 242L165 244L163 247H165V248H164V250H161V249L156 250L154 248L155 243H153L154 239H152V241H151L148 238V235L145 232H143L141 234V237H142L143 241L146 242V249L149 248L148 249L149 251L146 250V251H148V252H146L143 250L144 252L142 253L140 259H137L135 261L134 260L135 256L139 252H142V249H145L142 247H141L142 248L141 249L139 244L134 242V237H135L134 235L135 234L133 232V229L135 227L132 224V220L134 221V218L136 217ZM240 213H241L240 218L241 219L243 218V220L244 219L246 220V218H247V220L252 219L255 221L258 220L260 222L264 221V213H262V215L260 214L261 216H259V214H258L259 217H257L256 211H249L247 213L240 212ZM26 214L24 216H26ZM235 214H234V216L237 215V214L236 215ZM17 215H19V214L17 213ZM3 216L0 218H4ZM30 216H33V217H30ZM231 216H232V214H231ZM161 217H164V220L166 222L165 224H164V222H162L163 219L159 220ZM228 217H230V216L228 215ZM113 218H115V222L112 224L111 219H113ZM32 219H31V221L34 222V220H32ZM5 221L6 220H3L2 223H5ZM0 222H1V220H0ZM20 222H22V224L19 225ZM244 222H248V221H244ZM35 223H36V220H35ZM242 223H243V221H242ZM250 223L251 222H249V224ZM247 224L248 223H245V225H247ZM3 225L0 224V226H3ZM37 225L38 224L36 223L35 226H37ZM7 226H9V225H7ZM7 226L5 227L6 229L4 227H2L5 229L4 232H7ZM22 226H24V225H22ZM35 226H33L32 229H34ZM38 226H37V228H38ZM230 227L233 228L235 226H233V227L230 226ZM238 227L239 226H237V228ZM10 228L14 231V229L11 226H10ZM10 228H8V230ZM220 228H221V230H220ZM241 228H244V227H241ZM11 229L9 231H11ZM238 229H235V230H238ZM57 230H59V231L57 232ZM217 230H220V231L215 232ZM0 232H3V231H0ZM237 232L238 231H235V233H237ZM8 233L10 235V232H8ZM22 233H25L26 235L22 234ZM35 233H37V232H35ZM188 233H185L182 237L184 243L187 246H189V239L187 237ZM235 233L234 234L230 233V234L234 237ZM16 234H15V236H17ZM33 234H34V232H33ZM4 235H5V237L1 233L0 237L3 236L4 238H6L7 234H4ZM18 235H19V233H18ZM23 235H25L26 237H23ZM37 235H38V233H37ZM85 235H87V234H85ZM12 236H14L13 232L11 233L10 237L8 236L7 238H9V239L11 238V240H12ZM90 237L94 238L92 235H90ZM228 237H229V235H227V238ZM258 237L260 239L264 240V224L261 225V230L258 229ZM17 238L19 239L20 236ZM92 238H91V240H92ZM2 239L3 238H1V242H0L1 244L0 245L4 244L7 240H9V239H7V240L3 239V240H5V242H4V241H2ZM13 239H15V237ZM18 239H17V241H18ZM121 239L123 240V243L120 246H117L116 241L121 240ZM221 239L222 240L225 239L227 241V239L224 238L223 235H220L219 239L214 241V245L219 243V244H217L218 247L217 246L216 247L217 248L220 247L223 249V247H225V246H219L221 243V241H220ZM11 240H9V241H11ZM30 240H32V239H30ZM45 240H46V243H45ZM53 240L54 241L56 240V241L54 242ZM225 240H224V242H225ZM9 241H7L5 243V246H6V244L7 245L11 244ZM2 242H4V243H2ZM8 242H9V244H8ZM13 242H14V240H13ZM33 242H32V244H33ZM23 243H27V244H23ZM225 243L222 242L223 245ZM12 244H15V242ZM86 246H87L86 247V249H87L88 245H86ZM119 247H121L122 250H124V252H125L124 256L118 254V248ZM2 248H4V250H5V247H2ZM0 249H1V247H0ZM22 249H24V251ZM41 249L39 251H42ZM222 249H220V250H222ZM8 250H7V252H8ZM12 250H11V252H12ZM2 251H3V249H2ZM86 251L90 252L88 250H86ZM5 252H6V250H5ZM9 252H10V250H9ZM13 252L16 253V250ZM67 252L69 253L67 256L70 255L72 257L71 259H69V258L65 259L67 257H65V258L63 257ZM204 252L207 253V251H205V248H204ZM252 252L254 253V256L258 255V250L256 248L254 249L252 247L250 249V253H252ZM3 253H4V251H3ZM8 253L6 255L5 254L3 255L2 253L1 254H2V256H6L8 259V257L10 256V253H9V255H8ZM11 255H13V253H11ZM25 255H26V253H25ZM38 255H39V257H38ZM2 256H0V258H2ZM13 256H15V257L17 256V258L20 260L17 253H16V255L14 254ZM13 256H10L9 258H11ZM21 257H22V259H24V255ZM49 258L51 260H49ZM15 259L16 258H14V261L17 263L16 260H18V259H16V260ZM2 260L8 264V261L6 259H4V257ZM10 260L12 261L13 259H10ZM28 260L21 261V263L19 261V263L20 264H31V262H29L30 260L29 261ZM0 263L3 264L2 261ZM12 263H14V262H12ZM9 264H10V261H9Z\"/></svg>","mask_w":264,"mask_h":264},{"label":"rangeland","instance_id":"374dc122","mask_svg":"<svg viewBox=\"0 0 264 264\" xmlns=\"http://www.w3.org/2000/svg\"><path fill=\"white\" fill-rule=\"evenodd\" d=\"M5 1H6V3H8V1H10V0H5ZM24 1H25V0L20 1V2H23V3H24ZM26 1H27V0H26ZM26 1H25L26 5H25V3H24V6H23V3H22V5H21V3L19 2V8H21L22 6L25 8V7H27L28 5L31 4V5L33 6V7H32V6L30 5V7H32V9H29L30 7H27L28 9H26V8H25V9L28 10L27 12L33 13V12L35 11L34 8L37 9V5H38V4L40 5L41 2L44 1V0H37L38 2H39V1H40V2H39V3H38V2L35 3L36 6H34V5H35L34 2H36L35 0H32V1H31V0H28L27 2H26ZM33 1H34V2H33ZM47 1H48V0H47ZM50 1H51V0H50ZM68 1H69V0H68ZM72 1H73V2H72ZM78 1H79V0H75V1H74V0H70L69 2H72L73 5H71V3L68 2V6L66 5V8H65V10H67V12H69V8H70V10H71L70 12L73 13L72 15L75 14L74 16H78V15L80 14V15L78 16V18L76 17V18H77V21L75 20L76 18H74V17L71 16V13H69V15H68V14L66 15V11H63V13H62V15H61L62 17L59 16V17L55 18V20H54V18L52 19L53 15H52L50 12H49L50 14L48 15V12L45 11V13H47V14H44L45 19H44L43 14H42V16H40V18H41V19L43 18V20L38 21V20H39V19H38L35 23H33V24H36V23L39 22V24H36L35 26L33 25V27H32L33 31H32V32H33V33H35V32L37 33V36H36L37 38H39V37L41 36V38H39V40L37 39V40H38V43H37L36 38L34 37L36 33L34 34V36H32V37H33V38H32V41H33L34 39H35V41H36V42L33 41L34 43H36V45H37L36 47H35V44L33 45V47H30V46H32V45L30 44V46H29L28 42H25L26 40H24V38H26V37H24V35H28L27 33L30 32V31H29V29L27 30V28H26L25 26H23V24H24L23 22L20 21L19 24L17 25L18 21H17V23H16V21H14V24H15V25L13 24V27H15V26L17 27V26H18L19 28H16V27H15V28H12V25H11L12 23H11L10 25H8V26H5V27H7V28L3 27V28H5V30H4L3 28H1V31H2V32H1V31H0V32L3 33V34L0 33V36L2 35V37H0V40H2V41L4 42V40L6 39V40H5V41H6V42H5V43H6L5 45L8 44V46H9V45L12 46L13 44H15V45H13V46H15V48H13V46H12V47H11V46L9 47V48H11V49H9L8 47L6 48V46H3L4 44H3V43L1 44V41H0V46H2V47H0V48H3V49H4V50H3V49H2V50L0 49V50L4 52V53L2 52V53L4 54V56H6V55L9 54V53H13L14 51H15V52H14L15 54H16V53L19 54V57L17 56V54H16V56H17V57H16L15 54L13 53L15 62L18 61V64H17V62H16V64H17L16 66H21L23 62L26 63V61L28 60V57H29L28 54H30V50H34L35 48L37 49V47H39V45L42 44V42L40 41V40L42 39V34H41L40 32L43 33V29H44V31H45V23H47L48 20L52 19L53 21H52V23H51V26H49V29H52V28L54 27V24H53V23H56L55 25H57V26L60 25V26L55 27V28H53V29L50 31V33H49V38H50V37H53V38H52V40H51V38H50V40L48 41L49 44H47V47L49 46V48H53V49H55V50H53V49H48L46 46H43V47H44V48H43V49H44V52H42V51H43V49H42L41 54L39 53V54H38L39 56L36 57V59H39V58H40L41 61H40V60H37V61L43 62L44 59H42L41 57L44 58L43 53H44V54L47 53L48 55L45 54V57H46V58H45V60H44V63L47 64V65H48V63H49V65H50V64L53 65V64H55V60H56V59L53 60V59H52L53 57H50V58L47 57V56H49V53H50V52H51V55H52V56H54V54H55V53H54V54H52V53H53V52H56L57 49H58V51H59V50H60V51L63 50L62 52L65 53V52H66V49L68 50V46H69V48L71 47V48H70L71 50H68V51H67L68 53H67V52L65 53V58H66L67 56L69 57V56L73 55V52H75V49H76L75 47L78 48V46H80V43H81V46H80L79 48H81L82 46H83V48L80 49V53H79V51L77 52V55H78V56L81 55L82 57H79V58H78V64H77V65L81 64L82 66H78L79 68L76 67V69H80V71L77 70V71H78L77 73H79V74L82 73L81 75L84 76V75L86 74V71H88L89 73L86 74L85 79H84V77L82 76L83 81H84V80L87 81V79L89 80V76H88V75H90V78L92 77L91 75H93V74H90V72H91V68H93V67L95 68L96 65L99 64V62H100L99 65H101L102 62H104V63H103V65H105L104 67H106L107 64H108L109 67L107 66V67L104 68V69H103V66H102V67L100 66L102 69H100L101 73L99 72V74H102V75H100V76H103L101 80H105V79H106L105 77H107V76H109V77H107L108 80H106L105 83H104V81H103V82L101 81V82H102V83H100V86H101V87H99V89H101V90H100V91H99V89H97V90L99 91V95L101 94L102 96H103V95L106 96L107 100H110V101L113 102L114 104H115L116 101H117L119 107L122 109V110L119 109V107H117L118 105H117V106L115 105V110H116L117 108L119 109V110H116V111H117L116 114L118 113V111H119V112L122 111V112H120V113L117 114V117H119V118H122V116H123V117H124V116H125V117H126V116H129V111L131 112V107L133 108V109H132V112H135V111H136V112H135V116H139V115L142 116L143 114L146 115V114L149 112V111H147V109H148L147 106H149L151 94H150V93H147L148 91L145 90V91H146V92H145V91L143 90V89H144V88H143V87H144V86H143L144 83L142 82L143 79H142V80L140 79V78H142V75H143V74L146 75V74L150 73V71H151V73H150L151 75H153V72H154V75H156L157 73H158L159 75H160L161 73L163 74V72H164L165 70H163V69H164V65H161V64H166V66H167V71H170V72H167V71H166V73L170 74L171 72H173L174 74L171 73V75H175V74L178 72L177 74L179 75L180 72L182 73V72L186 71L189 67L193 66L194 64H195L196 66H198V64L201 63V66H202V62H204L205 65H207V66H202L201 69H202V71H204V72H203L204 76H205L206 78H210L209 76H212V74L216 71L215 69L221 67L222 65H223V66L225 65L224 67L226 68V65H227V67H228V64H229V62H224V60H225L226 57L224 58V60H221V61H218V62L215 61V59L212 60V58H214V56H215V54H216L215 52H217V51L219 50L220 54H222L223 51H224L223 54H224L225 52H226L225 54H228V52H229V50H230V48H231L230 46H231V45H232V46H233V45H238L237 43L240 42L239 40H236V41H235V39H237V38H232V36L230 37V35H232V33L230 34V32H231L232 30H231V31L227 30V32H225V29H224V31H223L224 34H225V36H226V38H229V37H230V38H229L230 40L228 39L230 42L227 40L226 42H224L225 45H224L223 43H219L220 45H219V44L216 45L215 42H212L213 33H210L209 31H208L206 34H201V35H203V37L201 36L202 38L199 37V36H200V33L198 34V32H197V35H198V36H197V35H196V31H194V32L192 33L193 35H189V36L184 37L183 40H182V42L179 43V44H180L179 47L181 48V50H180V48H178V45H179V44H178L176 41L173 42L172 39L168 36V34L166 35V33H164V32L162 33L163 29H157V28H156V29H153L152 35H151V32H148V33L150 34V36L145 34V35L147 36V39H146L145 36H143V35H141V36H142L141 38L143 39L142 41H140V40L138 39V41H139L138 43H141V44H142V45L139 47V49H138V53L140 52L139 55H138L139 57L137 56L138 58H132V57H129V56H128V52H127V50H126V51H123V50L127 49L126 46L128 47V44H124V46L122 45L123 48H125V49H122V47H121L120 49H122V50H120V52H122V51H123V52H122V53L119 52V54H120V56H123V57H120V58L117 57V58H119L118 61H121V62H120L121 64L119 65V66L121 67V69H120L118 66H114V65H112V64H113V62H112V61H113V58H115V56H113V55L115 54V53H113L114 51H109V50H106V49L104 48V50H105V52H106V54H105V52H104V50H103V48H102V47H105V45L102 43V41H103V38L105 39L104 42L107 41V40H106L107 37H108V36L106 37L107 34H109V36H110V34L114 36V37L112 36V39H111L110 37H108V38H110V39H108V40H110V43H112L111 41H116V42H118L120 39L123 40V39L121 38L122 36H120V34L117 33V30L115 29V31H114V28L116 27L115 25L117 24V23H115L116 18H114V20L112 19V21L109 20V19L112 18V14H110V12L112 13V11H109V10H110L109 7L111 6V4L113 5V4H115V3H116V4L118 3L117 5L119 6V4L122 3V4H120V5L122 6V8H120L121 6L119 7V8L122 10L121 12H128V10H129V12H130V9H129V8H133L134 5H135V6H134L133 9L136 8V10H137L138 8L141 7V9H140L141 11H142L143 8L145 9V11H147V10H146V9H147L146 6H154V5H157V6H160V8H159V9H160L159 12H161V14H158L159 16H161V15L164 14V13H167L166 11L173 12V11L177 8V6H176L177 4H175V2H174L173 0H170V1H169V0H166V1L161 0V2H160V0H154V2H153V0H152V1H151V0H146V1H141L142 4H143V7H142V4H139V3H141L140 0H122L124 3H123L122 1H120V0H119L118 2H117V1L115 2V0H110V1L106 0V5H104V2H105L104 0H101L102 2L104 1L103 3L99 2L100 0H98V2L100 3V5L96 4L97 0H96V1H92V0H91L92 2H91L90 0H88V2H90V3L85 2L86 0H83V2H82V0H80L79 2H78ZM107 1H108V3H107ZM111 1H112L113 3H112ZM158 1H159L160 3H159ZM168 1H169V2H168ZM193 1L195 2V0H191V1H190V2H191V5H189L190 9H193L198 3L200 4V1H202V0H200L199 2H198V0H197V1H196L197 4H196V2L194 3ZM204 1H205V2H204ZM2 2H3V0L0 1V5H2V4H1ZM28 2H29V4H27ZM74 2H76V4H74ZM77 2H78V4H77ZM81 2H82V4H81ZM84 2L88 4V5L86 4L88 7H87L86 5H84V4H85ZM110 2H111V3H110ZM152 2H153V3H152ZM162 2H163V4H164V6H163ZM190 2H189V4H190ZM203 2H204V3H206V2H210V3H212L211 5L209 4L210 6H209L208 4H206L208 8H209V7H210V8H211V7H213V8H214V7H216V8H217V7H218V8H219V7H221V8H222V7H228V10H231V11L229 12V13H231V16H230V17H227V16L224 17L225 19L223 20V22H226V24H227V23H229V21H232L233 23L231 22V24H234V23H235V24H234V25H235V28H234V29L238 28V26H237V24H238V20H236V19H238V15H235L234 13H232V11L235 12V11H238V10H234L235 7L233 8L232 4H230V8H231V9H229V4H227V2H223V3H225V4H222V2L214 3V1L211 2V0H209V1H208V0H203ZM3 3H5V2H3ZM6 3H5V5L3 4V5L1 6V7H3V10H4V11H3V10L1 11V7H0V11H1L2 15H3V16H2L1 13H0V15H1L0 17H2V18L4 17V15H6L5 9L8 8V7H6V6H7ZM9 3H10V2H9ZM9 3H8V4H9ZM91 3H92V4L95 3V6L97 5V7H95V6L92 5ZM128 3H131V7H130V4H129V6H128ZM133 3H134V4H133ZM136 3H137V4H136ZM151 3H152L153 5H152ZM158 3H159V4H158ZM165 3H166V4H165ZM167 3H168L170 6H168ZM172 3H173V4H172ZM193 3L195 4V6H194ZM220 3H221V5H223V6H221ZM33 4H34V5H33ZM102 4H103V6L106 7V10H104V9H105L104 7H102V9H101ZM109 4H110V5H109ZM125 4H126L127 6H125ZM138 4L140 5V7L137 8L136 5H138ZM213 4H214V6H213ZM217 4H218V5H217ZM226 4H227V5H226ZM20 5H21V6H20ZM39 5H38V6H39ZM75 5H76V6H75ZM78 5H79V6H78ZM81 5H82V6L84 5V6L81 7ZM89 5H91L92 7H93V6L95 7V8H93V12L96 10V11H95V15H94V13L91 11L92 8H91V6H89ZM139 5H138V6H139ZM165 5H166V8H165ZM4 6L6 7L5 9H4ZM99 6H100V8H99ZM107 6H108V7H107ZM123 6H124V7H123ZM167 6H168V8H167ZM172 6H174V7H172ZM192 6H193V7H192ZM72 7H76V8H73V9H76V10H78V11L73 10ZM85 7H86L88 10H90L91 13H92L94 16H93L91 13H89V15H88V12H90V11H88V10L85 11V10H86ZM162 7H163V9H162ZM170 7H172V8H170ZM78 8H80V10H79ZM82 8H85V10H83V11H85L84 14H81V13H83L82 10H81ZM90 8H91V9H90ZM97 8H99V9H97ZM107 8H108V9H107ZM111 8H112V6H111ZM124 8H125V9H124ZM126 8H128V9H126ZM174 8H175V9H174ZM213 8H211V9H213ZM33 9H34V10H33ZM100 9H101V10H100ZM117 9H118V8H117ZM120 9H118V10H120ZM133 9H131V10L133 11ZM144 9H143V10H144ZM161 9H162L163 13H162ZM165 9H168V10L165 11ZM169 9H170V10H169ZM172 9H174V10H172ZM30 10H31V11H30ZM32 10H33V11H32ZM98 10L101 12V15H100V13H99ZM107 10L109 11L108 13H107ZM140 10H139V11H140ZM228 10H227V11H228ZM74 11H76V12H74ZM102 11H103V12H102ZM104 11H105L107 14H106ZM137 11H138V10H137ZM145 11H144V12H145ZM3 12H5V13L3 14ZM144 12H142V13H144ZM159 12H158V13H159ZM170 12H168V14H169ZM243 12H244V13H243ZM77 13H78V14H77ZM86 13H87V14H86ZM97 13H98V14H97ZM102 13H105L104 16H107V15L109 16V15H110L111 17H110L109 19L106 18V17H103ZM145 13H146V12H145ZM241 13H243V14H241ZM245 13H246L245 10L242 11V12H240V14H239V15H240V16H239L240 19H241L242 17L245 18L244 16L247 15V14H245ZM63 14L66 15V16H64ZM85 14H86V15H85ZM46 15H47V17H48V16L50 17V15H51L50 19H49V17H48L47 21H46V18H47ZM90 15H92V17H91ZM233 15H234V16H233ZM80 16H82V17H86V16H87V17H86V19H87V20H86V25H85V24H82V23H85V18H84V21H83V18L81 17L82 21L80 22V20H81V19H80ZM88 16H90V17L88 18ZM193 16H194V18L197 17V16H195V15H193ZM203 16H204V17H203ZM203 16H202L203 18H206V16H207L206 13H205V15L203 14ZM65 17H66L67 19H66ZM69 17H70V18H69ZM71 17H72V19L74 18L73 21H71ZM94 17H95V18H94ZM97 17H98V18H97ZM207 17H208V18L206 19V20H207V21H206L207 25H209L210 19H211V20H217V19H215V18H217V17H211V16H207ZM2 18H0V19H1V20L5 19V18H3V19H2ZM59 18H61V20L58 21L57 19H59ZM62 18H65V19L62 20ZM90 18H91L92 20H94V21H92ZM100 18H101V19L104 18V20H107V23L104 22L105 24H107V26L104 25V27H102V26H101L102 28L100 27V25H99V24H100L99 21L101 20ZM156 18H157V17H156ZM199 18H200V16H199ZM232 18H233V19H232ZM234 18H235V19H234ZM68 19H69V22H72L71 24H69L68 22L65 23L66 20L68 21ZM89 19L91 20L90 23L93 22L92 25L89 23ZM97 19H98V25H97ZM218 19H219V18H218ZM227 19H228V20H227ZM230 19H232V20H230ZM156 20H158V19H156ZM226 20H227V21H226ZM50 21H51V20H50ZM50 21H49V22H50ZM56 21H58V23H57ZM60 21H61L62 23H63V22H64V23L61 24ZM75 21H76L77 26H76L75 23H74ZM109 21H110V22H109ZM193 21L196 22V19H193ZM217 21H219V20H217ZM44 22H45V23H44ZM77 22H78V23H77ZM87 22H88V23H87ZM94 22L96 23L97 26H96V25H93V24H95ZM100 22H101V21H100ZM153 22H154V21H153ZM153 22H152V23H153ZM195 22H193V23H195ZM21 23H22V24H21ZM42 23H44V24H42ZM109 23H111L112 25L109 24ZM154 23H156V22H154ZM40 24H41V26H40V28H38V31H37V27H38ZM67 24H68V25H67ZM78 24H80L82 27L79 26ZM89 24H90L91 26H90ZM113 24H115V25H113ZM37 25H38V26H37ZM52 25H53V26H52ZM62 25H63V26H62ZM70 25H74V26H75V27L72 26L73 33H72V30L69 28V27H71ZM83 25H85V26H83ZM109 25H110V26H109ZM20 26H23V27H20ZM61 26H62V27H61ZM65 26H66V27H65ZM68 26H69V27H68ZM87 26H88V27L90 26V27H91V30H93V29H95V28H96L97 30L99 29L98 31H100L102 35H101L100 32H98L97 30H96V31L93 30L92 32H91L90 30H87ZM93 26H95V27L92 28ZM24 27H25L26 30L24 29ZM35 27H36V28H35ZM42 27H43V29H42ZM51 27H52V28H51ZM59 27H60V29H59ZM67 27H68V28H67ZM73 27H74V28H73ZM76 27H77V28H80V29H77V31H74V29H76ZM83 27L86 28V30H85ZM90 27H89V29H90ZM97 27H98V28H97ZM108 27H111L112 30H111V28H108ZM113 27H114V28H113ZM8 28H9V29H8ZM34 28H35V31H34ZM56 28H58L59 30H61V32L59 33V30H56ZM62 28H63V30H62ZM65 28H66V29H65ZM82 28H83V30H82ZM104 28H105V29H104ZM126 28H127V27H125V31L123 30V34H124V35L126 34V35L123 36V37H125L127 40H129V38L132 36V32H130V31H132V30H131L132 28H129V27H128L129 29H127V30H126ZM7 29L9 30V33H8V30H7ZM14 29H15V31H14ZM17 29H18V30H17ZM20 29H21V30L24 29L26 34L24 33V30H22L24 34H23V35H20V34L22 33ZM39 29H41V31H40ZM103 29H104V30H103ZM109 29L111 30V32H108ZM234 29H233V32L235 31ZM3 30H4V31H3ZM6 30H7L6 33H8L9 35H11L10 37H9L8 34L4 36V34H6V33H4ZM10 30H11V33H10ZM70 30H71V31H70ZM78 30H81L82 32H79ZM12 31L15 32V36H16L15 38H16V39H18L17 37H20V38L22 37L21 39H23V40H20V38H19V40H13V39H14V38H13V37H14V33H12ZM16 31H17V32L20 31V32H18V33L16 34ZM26 31H27V32H26ZM52 31H53V34H52ZM54 31H56V33H55ZM63 31H64V32H63ZM65 31H66V32H65ZM68 31H69V33L71 32L70 35H67ZM86 31H87V32H86ZM103 31L105 32V36H103V35H104ZM126 31L129 32V33H126ZM38 32L40 33V34H39V37H38ZM93 32L95 33V35H94V37H91V38H90V36H93V34H94ZM97 32H98V33H97ZM155 32H156V33L159 32V33H157L158 35L156 34V36H154V33H155ZM62 33H63V35H62ZM65 33H66V34H65ZM76 33H77V34H76ZM83 33H84L85 36L83 35ZM87 33L90 34V35L88 36ZM106 33H107V34H106ZM112 33H113V34H112ZM116 33L118 34V36H117ZM148 33H147V34H148ZM194 33H195V34H194ZM12 34H13V35H12ZM18 34H19V36H18ZM43 34H44V33H43ZM54 34H57V35L59 34V35H58L59 37H57V35H56V36H51V35H54ZM60 34H61V35H60ZM71 34H72V35H71ZM79 34H81L82 37L79 36ZM96 34L99 36L98 39H97V35H96ZM127 34H128V35L130 34L129 37L127 36ZM209 34H210V35H209ZM65 35H67L68 37L65 36ZM73 35H74V36H73ZM77 35H78V36H77ZM86 35H87V36H86ZM115 35L117 36L116 38L120 37V39H119V40L116 39V38H115ZM164 35H166V36H165L166 38L164 37ZM195 35H196V36H195ZM235 35H236V34H235ZM6 36H7L8 40H7ZM12 36H13V37H12ZM71 36H73V37H71ZM76 36L78 37V39L75 38ZM158 36H159V37L161 36L160 38H161L162 40H161ZM167 36H168V37H167ZM193 36H194V37H193ZM208 36H209L211 39H209ZM227 36H228V37H227ZM54 37H55V39H54ZM56 37H57V39H56ZM60 37H61V38H60ZM70 37H71V38H74V40H73V39L71 40ZM79 37H81L82 39L79 38ZM84 37H85V38H84ZM86 37H87L88 39H89V38H90V39L88 40V39H86ZM150 37H151V38H150ZM152 37H153V38H152ZM156 37H157V39H155ZM163 37H164V38H163ZM188 37H189V38H188ZM192 37H193L194 39H197V38H199V39L201 38V39H200V41H199V39H197V40H194V39L191 40ZM205 37H208V38H206V40H205ZM1 38H2V39H1ZM10 38L12 39V40H10L11 43H10V41H9ZM59 38H60V39H59ZM63 38H64V39L67 38V39H65V41H63ZM92 38H93V39H92ZM113 38H114L115 40H113ZM148 38H149V39H148ZM58 39H59V40H58ZM83 39H84L85 41H84ZM94 39H95V40H94ZM101 39H102V40H101ZM126 39H125V42H127ZM151 39H152V40H155V42L152 41ZM186 39H187V43L189 44V47H190L189 49H190V51L188 50V47H187L188 44L185 43L186 41H184V40H186ZM189 39H190V40H189ZM207 39H208V40H207ZM56 40H58V41H57V44H56V45H55V44H52V43H55ZM77 40H79V41H77ZM87 40H88V41H87ZM145 40H146V42H145ZM147 40H148V41H147ZM159 40H161V41L159 42ZM164 40H165V41H164ZM188 40H189V41H188ZM231 40H232V41H231ZM12 41H14L13 44H12ZM16 41H17L18 43H17ZM19 41H20V43H21V41H22V44H20ZM32 41H31V42H32ZM59 41H60V43H59ZM67 41H68V42H67ZM71 41H73V43H72ZM82 41H84V43L87 42L86 44H88V43L90 42V44L85 46V44H84ZM100 41H101V42H100ZM129 41H130V40H129ZM129 41H128L127 43H129ZM131 41H132V40H131ZM143 41L145 42V44H144ZM149 41H150V42L152 41V42H151L152 44H153V42H154V44H153V45H150L151 43H150ZM156 41H157L159 44H158ZM167 41H168V42H167ZM170 41L172 42V44H170ZM196 41H198V42H196ZM233 41H234V42H237V41H238V42H237V43H232ZM7 42H8V43H7ZM15 42H16V43H15ZM48 42H47V43H48ZM51 42H52V43H51ZM64 42H65V44H64ZM70 42H71V43H70ZM74 42H75V43L78 42L79 45L76 46L77 43H76V45H74V44H75ZM93 42H96V43H93ZM125 42H124V43H125ZM142 42H143V43H142ZM191 42H193V43L190 45ZM204 42H205V43H204ZM209 42H210V44H209ZM9 43H10V44H9ZM23 43H24V44H23ZM26 43H27V45H25ZM40 43H41V44H40ZM67 43H68L69 45H68ZM97 43H99V44H97ZM138 43H137V44H134V47H135V45H136V46H139ZM147 43H148V44H147ZM174 43H177L178 45H177V44H174ZM183 43H184V44H183ZM194 43H195V44H194ZM200 43H201V44H200ZM226 43H228V45H227ZM16 44H17V46H16ZM32 44H33V43H32ZM38 44H39V45H38ZM58 44H61V46L58 45ZM82 44H83V45H82ZM91 44H92L93 46H94V44H95V46H94L95 49H94V48H90V47H92ZM100 44H101L102 46H100ZM143 44H144V45H143ZM185 44H186V45H185ZM203 44H204V46H203ZM211 44H212V45H211ZM213 44H215V45H213ZM20 45H21V46H20ZM51 45H53V47H51ZM64 45H65V47H64ZM71 45H73V47H72ZM97 45H98V46H97ZM154 45H157V47L154 48ZM159 45H160V46H159ZM171 45H173V46H175V47H173V46H171ZM176 45H177V49L175 50L174 48H176ZM192 45H193V47H191ZM229 45H230V46H229ZM26 46H27V47L29 46V48H27ZM56 46H58V47H56ZM84 46H85V47H84ZM89 46H90V47H89ZM96 46H97L98 49H96ZM99 46H100V47H99ZM143 46H144V47L147 46L149 50H150V47H151V50H152V51H148V49H146L147 47H145V49L142 50V49L144 48ZM181 46H184V47H181ZM195 46H196V47H195ZM201 46H202L203 49H201ZM209 46H212V48L209 47ZM215 46H216V47H215ZM220 46H221V48H220ZM222 46H223V47H222ZM226 46L229 47L228 50L226 49V48H227ZM4 47H5V48H4ZM18 47L20 48L19 51H18ZM22 47H23V48L26 47V48H25V49H22ZM59 47H60V48L62 47V49H59ZM88 47H89V49H85V48H88ZM158 47H159V49H158ZM162 47H163L164 49H162ZM185 47H186L187 49H185ZM199 47H200V48H199ZM45 48H46V49H45ZM56 48H57V49H56ZM73 48H74V49H73ZM79 48L76 49V50H79ZM101 48H102V49H101ZM153 48H154V49H158V50L155 51V52L153 53ZM195 48H196V49H195ZM206 48H209V50H208L209 52L206 50ZM217 48H218V50H217ZM224 48H225L226 50H224ZM13 49H14V51H13ZM15 49H16V50H15ZM27 49H28V50L30 49V50L28 51ZM64 49H65V51H64ZM82 49L84 50V52H83ZM161 49H162V51H161ZM165 49L168 50V51H167L168 53L166 52ZM184 49H185V50H184ZM191 49H192V50H191ZM210 49H212V50H210ZM213 49H214V50H213ZM215 49H216V50H215ZM10 50H11V52H8V51H10ZM26 50H27V51H26ZM45 50H47V52H46ZM72 50H73V51H72ZM86 50L89 51V54H91V53L93 52V57H94V56H95V57H99L100 54L102 55V52H104L103 55H104L105 57H106V55H108V53L112 52V53H111L112 56L109 54L108 56H111V58H110V57H106V58H104V56H103V58H102V56L100 55L101 57L98 58L97 62H96V59H95V57H94V60H95V62H96V63H95L96 65H95V64H94V60H92V59H93V58H92V54L90 55L89 58L86 57V56H89L88 52L85 53ZM91 50H94V51H95V55H94V51L90 52ZM96 50H97V51H96ZM99 50H100V51H99ZM101 50H102V51H101ZM163 50H164V51H163ZM169 50H170V51H169ZM173 50H174L175 52H174ZM182 50H183V52H182ZM186 50L190 52V53H189V52H186L187 55L190 56V58H189V56H187V55L184 56V54H186L184 51H186ZM193 50H194V52H193ZM221 50H222V51H221ZM1 51H0V57L3 55V54L1 53ZM6 51H7V52H6ZM12 51H13V52H12ZM16 51H18V52H16ZM21 51H24V53H23V52L20 53ZM25 51H26V52H25ZM49 51H50V52H49ZM60 51H59V52H60ZM71 51H72V54H71ZM81 51H82L83 53H82ZM98 51H99V53H98ZM107 51H109V52H107ZM141 51H143V52H141ZM146 51H147L148 53H146ZM171 51H173V52H171ZM178 51H181V52H182V57H180V56H181V52H178ZM191 51H192V52H191ZM195 51H196V52H195ZM198 51H199V52H198ZM212 51H213V54H212ZM48 52H49V53H48ZM100 52H101V53H100ZM125 52H127V53H125ZM169 52H170V53H169ZM197 52H198V53H197ZM200 52H203V57H204V58H203V57L201 58L202 53H200ZM5 53H6V55H5ZM57 53H58V52H57ZM57 53H56L55 55H60L59 53H58V54H57ZM60 53H61V52H60ZM142 53H143V54L145 53V54H144V55H145V59H144V55H142L143 58H142V62H141V55H140V54H142ZM149 53H150V54H149ZM159 53H161V54H159ZM164 53H166V54H164ZM173 53H174V54H175V53L178 54V58H179L181 61L178 60L177 62H175V60H173V57H174ZM192 53H193V54L196 53V54H197V55L195 54L196 57H195ZM204 53H205V54H204ZM21 54H22V55L24 54V55L22 56ZM25 54H26V58H25ZM74 54H76V52H75ZM176 54H175V57L177 56ZM179 54H180V55H179ZM207 54H208V55H207ZM223 54H222V55H223ZM225 54H224V55H225ZM20 55H21V56H20ZM40 55H42V56H40ZM66 55H67V56H66ZM84 55H85V56H84ZM146 55H147V56H146ZM152 55L154 56V59L151 60V58H153ZM159 55L162 56V57H160ZM164 55L166 56V58H165ZM170 55H172V56H170ZM198 55H199V56H198ZM210 55H211V56H210ZM213 55H214V56H213ZM4 56L1 57L2 59L0 58V61L2 60V63L0 62V64H2L1 66L4 65V63H3V62H4V60H3V59H4V58H3ZM83 56H84V58H83ZM149 56H150V57H149ZM158 56H159V57H158ZM191 56H193L194 58H193V57L191 58ZM20 57H21V59H19ZM23 57H24L25 59H24ZM125 57H126V58L128 57L129 59H126ZM156 57H157V58H156ZM171 57H172V58H171ZM184 57H187V58H184ZM197 57H199V58H197ZM208 57H209V58H208ZM211 57H212V58H211ZM81 58H83V59H81ZM86 58H87V59H86ZM91 58H92V59H91ZM100 58H101L102 61L100 60ZM108 58H109L110 60L112 59L111 62H109L110 60H109ZM131 58H132V59H131ZM148 58H149V59H148ZM163 58H165V59L163 60ZM169 58H170V59H169ZM178 58H177V59H178ZM181 58H182L183 60L186 59V61H183ZM18 59H19L20 61H19ZM51 59H52V60H51ZM79 59H80V62H81V60H82L81 63L79 62ZM84 59H85V61H84ZM90 59H91V60H90ZM103 59H104V61H103ZM120 59H122V60H120ZM125 59H126V61H124ZM135 59H138V60H137L138 65H139L138 67H137V65L135 64V62L132 61V60H135ZM147 59H148V60H147ZM158 59H159L161 62L158 61ZM168 59H169V60H168ZM177 59H176V60H177ZM192 59H193V61H192ZM200 59H201V60H200ZM208 59H209V60H208ZM21 60H24V61H21ZM88 60H89V61H88ZM128 60H130L129 62H130L131 64H128ZM145 60H146V61H145ZM153 60H154V62H153ZM155 60H156L160 65H158V63H156ZM188 60H189V61H188ZM197 60H199V61L197 62ZM204 60H205V61H204ZM50 61H51V63H50ZM52 61H53V62H52ZM86 61H88V62H91V61H92L93 63H92V62H91V63H87ZM106 61H107V62H106ZM122 61H123V62H122ZM143 61H144V62H143ZM150 61H151V63H150ZM169 61H170V63H169ZM172 61H173V63H172ZM187 61H188V62H187ZM201 61H202V62H201ZM211 61H212V62H211ZM46 62H47V63H46ZM57 62H58V61H57ZM57 62H56V63H57ZM85 62H86V63H85ZM108 62L111 63V67H112V68L110 67V64H109ZM126 62H127V64H126ZM133 62H134V63H133ZM147 62H148V64H147L148 66H147L146 64H144V63H147ZM164 62H165V63H164ZM183 62H184V64H183ZM192 62H193V63L195 62V63L192 64ZM207 62H208L209 64H210V63H211V64L209 65ZM221 62H222L223 64H222ZM19 63H20V65H19ZM59 63H61V64H59ZM59 63H57V64H58V67L55 68V71H53V73H55L54 75H56L58 79H61V80H58V79H56V80L60 81V83H63V79H64V81H67V80L70 79L69 77H71L70 75H69V76L66 75V78H62V77L65 76V73H67V71L70 69V67H68L69 64L66 63V62H63V61H62V62H59ZM65 63H66V64H65ZM97 63H98V64H97ZM124 63H125V65L123 66L122 64H124ZM139 63H140V64H139ZM141 63H142V64H141ZM153 63H154V64H153ZM155 63H156V64H155ZM171 63H172V64H171ZM174 63H176V64H174ZM177 63H179V65H177ZM216 63H217V64H216ZM224 63H226V64H224ZM62 64H63V65H62ZM64 64H65V65L68 64V66H65ZM89 64H90V65H89ZM93 64H94V66H93ZM134 64H135V67H134ZM143 64H144V65H143ZM168 64H169V65L171 64L172 66L168 67V66H169ZM185 64H187V65L184 66ZM190 64H192V65H190ZM218 64H219L220 66H219ZM221 64H222V65H221ZM51 65H50V66H51ZM59 65H60L61 68H59ZM61 65H62V66H61ZM84 65H86V66H84ZM87 65H89V67H87ZM91 65H92V66H91ZM121 65L123 66V68L125 67V68H127V69H123ZM140 65H142V67L144 68V70H143V68H141ZM151 65H152L153 67H152ZM175 65H176V67H177V66H178V67L175 68ZM180 65H182V66H181L182 70H180ZM1 66H0V70H1V71H0V73H1L0 75L2 76V75H4V74H6V75H4V77L2 76V78H5V77L8 76V74H9V72H8L9 67H8L7 70H6V66H5V68H3V67H1ZM127 66H128V67H127ZM130 66H131V67H130ZM145 66H146V68H148V70L145 68ZM155 66H156V67H155ZM158 66H162V70H163V71H160V70H159V69H161V67H160L159 69H157ZM187 66H189V67H187ZM209 66H211V67H209ZM217 66H218V67H217ZM63 67H64V68H63ZM85 67H87V68H85ZM90 67H91V68H90ZM115 67H116V69H115ZM117 67H118V68H117ZM154 67H155V70L153 69ZM214 67H215V68H214ZM2 68H3L4 70H2ZM62 68H63V69H62ZM66 68H67L68 70H67ZM89 68H90V69H89ZM108 68H109V69H108ZM136 68H137V69H136ZM138 68H139V69H138ZM140 68H141L142 70H141ZM150 68H151L152 70H151ZM168 68H170V69L168 70ZM209 68H210V69H209ZM213 68H214V69H213ZM56 69H57V70H56ZM58 69H59V70H58ZM61 69H62V70H61ZM64 69H65V70H64ZM81 69H82V70H81ZM84 69H85V70H84ZM105 69H108V71L106 70V73H107V74L105 73ZM112 69H113V70H112ZM118 69H119V70H118ZM128 69H129V70L131 69V70H130V73H131V75H133L132 78H134V76L136 75V77L138 76L137 78H138L140 81H139L138 79H136V77H135L134 79H132ZM133 69H136V70H135L136 73H134L135 71H134ZM172 69H173V70H172ZM174 69H176V71H175ZM178 69H179V70H178ZM184 69H186V70H184ZM212 69H213V70H212ZM5 70H6L7 72H6ZM60 70H61V71H60ZM89 70H90V71H89ZM92 70H93V69H92ZM103 70H104V71H103ZM121 70H124V71H126V72L121 71ZM138 70H139L141 73H142V72H143V73L141 74ZM153 70H154V71H153ZM205 70H207V71H205ZM4 71H5V72H4ZM56 71H57L59 74L56 73ZM59 71L61 72V76H60V72H59ZM62 71H63V73H62ZM83 71H84V72H83ZM109 71H110V72L112 71V72L110 73ZM117 71H118V73H117ZM127 71H128V72H127ZM131 71H132V72H131ZM144 71H145V72H144ZM156 71H157V72H156ZM212 71H213V73H212ZM80 72H81V73H80ZM108 72H109V73H108ZM113 72H114V74H113ZM206 72H207V74H206ZM7 73H8V74H7ZM83 73H84V74H83ZM91 73H92V72H91ZM103 73H104L105 76L103 75ZM120 73H122V74L120 75ZM125 73H126V74H125ZM209 73H210V74H209ZM62 74H63V76H62ZM67 74H69V73H67ZM99 74H98V75H99ZM108 74H109V75H108ZM112 74H113V76H112ZM115 74H117L116 76H117V79H118V80L120 79V76H121L122 79H120V80H122V83H123V84L127 81V82L124 84L125 86H123V85L120 84V82H121L120 80L118 81L117 79H115V78H116ZM118 74H119V75H118ZM124 74H125V75H124ZM150 74H148V75H150ZM158 74H157V75H158ZM168 74L164 75L163 77L160 76L161 78L158 77V76H156L157 78H155V77H153V78L157 79V82H160V81H158V80L160 79L161 81H163L164 79H166V78L169 77ZM177 74H176V75H177ZM208 74H209V75H208ZM94 75H95V74H94ZM123 75H124V76H123ZM128 75H129V76H128ZM140 75H141V77H140ZM1 76H0V79H2ZM56 76H54V77H56ZM58 76H59V77H58ZM87 76H88V77H87ZM125 76H127V77H125ZM165 76H167V77H165ZM67 77H68V78H67ZM93 77H94V76H93ZM93 77H92V78H93ZM139 77H140V78H139ZM123 78H124V79H123ZM127 78H129V79L131 78V80H134V82L132 81L133 84H130V83H132V82L130 81V83H129V81H128ZM163 78H164V79H163ZM65 79H66V80H65ZM111 79H113V82H117V87H116V85H115L116 83L114 84V83L112 82ZM155 79H152L151 82H154ZM116 80H117V81H116ZM124 80H126V81H124ZM204 80H206V79H204ZM61 81H62V82H61ZM107 81H109V83H110V82H111V83L109 84ZM123 81H124V82H123ZM137 81H138V83H140L139 85H137V84H138V83H136ZM143 81H145V80H143ZM88 82H89V81H88ZM141 82H142V83H141ZM149 82H150V80H149ZM157 82L155 81L154 83L157 84ZM103 83H104V84H103ZM118 83H119V84H118ZM128 83H129V84H128ZM135 83H136V84H135ZM84 84H85V85H84ZM106 84H108V85H106ZM142 84H143V85H142ZM104 85H105V87H104ZM111 85H113V86H111ZM119 85H121L120 87H122V90H123L124 88H125V89L127 88V89H126L127 91H126V92H125V91H122L121 88L119 87ZM128 85H129V87L132 86V88L130 89V91H129V87H128ZM130 85H131V86H130ZM134 85H135V86H134ZM136 85H137V86H136ZM140 85H141V86H140ZM77 86H79V84H78ZM77 86H73V85H72V88H71V87H70V89H69V87L67 88V91H68V89L72 91V93H71V91H68V92L66 93V98H68V96H69V98H68V100H69V101H68L69 105H70V103L72 102V100H73L74 98H78V96L82 97V96H84V95L88 92V91H87L88 88L86 87V86H87L86 83H83V85L80 84L79 87L83 86V88H82V87H81V88H79V87L77 88ZM138 86H140V88H139ZM85 87L87 88L86 91H85ZM106 87H107V88H106ZM108 87L111 88V89H108ZM118 87L120 88V90H119L120 92H119L118 90H116V89H119ZM141 87H142V88H141ZM30 88H31L32 90H31ZM73 88H75L76 90L73 89ZM113 88H114V92H112V94H110V93H111V90L113 91ZM35 89H36V90H35ZM37 89H38V88H37L36 86L34 87V89H33L32 87H29L28 90H27V92H26V91L24 92L25 94H24V96L22 97V101H20L21 103H18V104H16V106H15V105L13 106L14 109H12V112L14 113L13 110L18 109V110H16V111H18L19 114L21 113V115L18 114L19 117L22 116V117H20L21 119H25V117H27V118L29 117L28 119H26V121L30 120L31 118H32V120L36 119V118H34V112L37 111V110L34 109L35 111H34V110H32V111H30V112L27 111V112H28V115H27V114H26V113H27L26 110H28V109H27V107L25 106L26 104H24V103H25V102L27 101V99L32 95V93L36 94L35 91H38ZM77 89H78L79 92L77 91ZM83 89H84V90H83ZM102 89H103V90H102ZM106 89H107V91H106ZM132 89L134 90V92L131 91ZM137 89H138V91H137ZM140 89H141V90H140ZM28 91H29V92H28ZM73 91H74L75 93H74ZM104 91H105L106 93H105ZM116 91H117V92H116ZM135 91H137V93H136ZM142 91H143V93L140 94ZM30 92H31V94H30ZM65 92H66V91H65ZM84 92H85V94H84ZM100 92H103L104 94H103V93H100ZM115 92L118 94V97H116L117 95L115 94ZM118 92H119V93H118ZM127 92H128V93L130 92V94L127 95ZM138 92H140V93H138ZM28 93H29V95H28ZM77 93H78V94H77ZM82 93H83V95H82ZM107 93H108L109 96L107 95ZM121 93H122V94H121ZM124 93H125V94H124ZM132 93H134V94L132 95ZM144 93H147V94H144ZM179 93H180V92H179V90H178V91H177V95L175 96V94H176V91H175V90H172V91L170 92V96L172 97V95L174 94L173 97L176 99V100H175V101H176V106L173 107V110H177V111H175L177 115H179V113H180L181 111H183V108L186 107V105H187L188 103H191L192 101H194L195 97H196V99H197V100L203 105V107H205V103H206L207 99H206V97H205L204 95H196L195 97H193V96H192V97L188 96V97H190L191 99L188 98V100H187V97H186V100L188 101V102H186V103H187V104H186L183 100H181V99L179 98V96H180V94H181V93H180V94H179ZM26 94H27V96H25ZM71 94H73V99L71 98V97H72ZM75 94H76V95H75ZM123 94H124V96H126V97L121 98L122 101H123V104H122V101H121L120 97H121ZM148 94H149V95H148ZM67 95H68V96H67ZM114 95H115V96H114ZM129 95H131L132 98L134 97V100H133ZM137 95H138V96H137ZM141 95H143V96H145V97L142 98L143 96H141ZM70 96H71V97H70ZM110 96L116 98V100L113 99V98H110ZM139 96H141V97H139ZM177 96H178V97H177ZM199 96H200V97H199ZM24 97H25V98H24ZM127 97H128V99H127ZM138 97H139V98H138ZM146 97H147L149 100H148ZM70 98H71L72 100H71ZM118 98L120 99V101H118V100H119ZM130 98H131V100H130ZM135 98H136V99H135ZM145 98H146L147 100H146ZM192 98H193V100H192ZM23 99H24V100H23ZM112 99H113L114 101H112ZM117 99H118V100H117ZM124 99H126V100H124ZM137 99H138V101H136ZM142 99H143V100H142ZM201 99H202V100H201ZM25 100H26V101H25ZM190 100H191V101H190ZM23 101H24V102H23ZM95 101H96V103H98V101L101 102L100 99H99V100H95ZM130 101H132V102H130ZM147 101H148V102H147ZM177 101H178V103H177ZM181 101H182V102H181ZM119 102H121V103H120L121 105L119 104ZM136 102H137V103H136ZM141 102H143V103H141ZM144 102H145V103L147 102L146 105H145ZM179 102H180L181 104H180ZM68 103H67V104H68ZM117 103H116V104H117ZM134 103H135L136 105H138V106H139L140 104H142V106H141V105L139 106V107L141 108V110H140L139 108H137V106H136ZM23 104H24V105H23ZM129 104H131V106H129ZM143 104H144V105H143ZM147 104H148V105H147ZM179 104H180V105L183 104V106H182V108H181L182 110L180 109L181 106H180ZM17 105H18V106L23 105V108H22V106L18 107ZM69 105H68V106H69ZM126 105H127V106H126ZM132 105H133V106H132ZM134 105H135L136 107H135ZM191 105H192V103H191ZM191 105H190V106H191ZM124 106H125V107H124ZM128 106H129V107H128ZM179 106H180V107H179ZM190 106H189L188 108H191V107H192V106H191V107H190ZM15 107H16V109H15ZM24 107H25V108H24ZM126 107H127V109H128V112H127V109L124 110V108H126ZM134 107L137 108L138 110H137V109L135 110ZM145 107H146V108H145ZM203 107L201 106V107H199V108H201V109L204 111V108H203ZM20 109L23 111V115H24V112H25V117L22 115V111H21ZM23 109H24V110H23ZM25 109H26V110H25ZM29 109H30V108H29ZM129 109H130V110H129ZM178 109H179V111H178ZM191 109H192V108H191ZM191 109H190V110H187V112H185V113H186V114H189L190 117H193V119H194V117L196 118V114H198V110L194 109V110H195V111H194L193 109H192V110H191ZM19 110H20L21 112H20ZM123 110H124V112H123ZM143 110H144V113H142ZM180 110H181V111H180ZM33 111H34V112H33ZM41 111H42V112H41ZM203 111H202V114L204 113ZM12 112H10V113H12ZM39 112L42 113V114H44V109L40 110ZM46 112H48V111L45 110V113H46ZM146 112H147V113H146ZM177 112H178V113H177ZM196 112H197V113H196ZM199 112H200V115L202 116L201 111H199ZM13 113H12V114H13ZM31 113L33 114V117H32V114H31ZM35 113H37V112H35ZM121 113H123V114H125V115H123V114L121 115ZM127 113H128V114H127ZM15 114H17V113H15ZM15 114H14V115H10V114H9L8 116H9L10 119H8V118L6 117V118H4V120H3V121H5L4 125L7 127V129H8L9 131H8V130L4 131L6 128H5V127L3 128V126H4V125H3V121L0 120V121H2V122H1L2 125H1V127H0V133H3V134H0V136H1V135L4 136V134H5V135H8L7 132H10V128L14 126V123H11V122H12V121H13V122H16V121H14V120H15L14 118L17 119V123L20 121V118H17V115H15ZM29 114H30V116H29ZM119 114H120V115H119ZM130 114H131V113H130ZM137 114H138V115H137ZM26 115H27V116H26ZM163 115H166V117L163 116V118H161L162 121L170 120V119L167 118L168 115H167L166 113L163 114ZM191 115H192V116H191ZM194 115H195V116H194ZM11 116H12V117H11ZM35 116L37 117L36 114H35ZM135 116H134V117H135ZM179 116H180V115H179ZM13 117H14V118H13ZM11 118H13V120H12ZM33 118H34V119H33ZM5 119H6V120H5ZM191 119H192V118H191ZM8 120H9L10 122H9ZM18 120H19V121H18ZM6 121H8L9 123L6 122ZM10 123H11V125L13 124V126H9ZM17 123H15L16 126H17L18 124H20L21 122H19L18 124H17ZM149 125H150V127H151V124H149ZM149 125L145 126V130L148 131V129L150 128ZM16 126H14V128L11 129V132H13L14 129H16V128H15ZM9 127H10V128H9ZM20 127H21V126L18 125V126H17V129L14 131V132H17L16 134L22 132V131H20V130H21ZM79 127L82 128L81 126H79ZM79 127L76 128V129H74V130L72 129V130H73V134H75V135L77 134V131H76V130H78ZM85 127H88V128H89V126H85ZM146 127H147L148 129H147ZM90 128H91V127H90ZM1 129H4L3 131L6 132V133H4L3 131H1ZM18 129H20L19 132H18ZM82 129H85V128L83 127ZM82 129H81V130H82ZM92 131H93V129H91V132H92ZM184 131L186 132V131H188V129L185 128ZM14 132H13V134H14ZM71 132H72V131L69 132L70 135H69V134L67 135V133H65L66 135L64 134L65 136H67V139H68V140H66V137L63 138V140H66V141H64V144H63V140H62V138H61V137H63L64 135H62V136L60 137V139H59V137L57 136L56 138H58V139L53 138V139H50L51 142H50L49 140H48L49 143H48V141L46 142V144H47V143L49 144V146H47V145H48V144H47L46 147H47V148H48V147H49V148H50V147H53V149H54L55 144H56L57 142H58L57 144H59V143L61 144V143H62L63 145H62V144H61V145L59 144V146H62V147H63L64 145H65V147H66V146H68V144L70 143V146H68V148L70 147L69 150L67 149V147H66L67 150L65 149V147H63L64 150H65V152H64L63 148L61 147V148L59 149V152H58V149H57L58 145L56 144L57 147H55L54 151L52 150V148H50L53 152L57 151V152H55L56 155L54 156V153H53L52 151H50L49 148H48V152H46L47 154H45V155H47V157H48V155L50 154L49 157L53 160V159H54L53 157H55V158H56V156L58 157V156L60 155L59 153L62 152L61 155H60L61 157L59 156L60 159H59V158L55 159V160H56V163H57V161H62V159L65 160L66 158H64V156L67 157L66 154H67L68 152H69V153H68V160H69V158L72 157V152H73L76 148H77V150H75V151L82 152V150H83V147H82V146H83V145H82V144L79 145L80 143H78V141H77V139H76V136H75V135H72ZM74 132H75V133H74ZM83 132H86V131L84 130ZM96 133H97V131H94V133H93V135H92L93 137L91 136L92 139H96V138H98V136H99V138H100V137L103 138V136L99 135L98 133L96 134ZM112 133H113V132H112ZM112 133H110L111 135H109V134H107V135L110 136V137H111V136L113 137V136H114V133H113V134H112ZM9 134H10V133H9ZM13 134H12V135L10 134V135L12 136V138H14V137L17 138L18 135H19V134H18V135L14 134L15 136H13ZM95 135H96V136H95ZM107 135H105V137H107ZM8 136H9V135H8ZM11 136H10V137H11ZM70 136L73 137L72 140H71V137H70ZM116 136H117V133L115 132V136H114V137L116 138ZM6 137H7V136H6ZM69 137H70V138H69ZM188 137H189L188 140H187V138L185 139L184 137H183L182 139H183V141L185 140L184 142H187V144H189V145L191 146V144L193 143L194 140L191 138V135H189ZM192 137H193V135H192ZM16 138L13 139V140H15L16 142H14L13 140H11V142H10V143H11L12 145H14V146H15V143H16V149L14 150V148H12V151H14V152H13V154H11V155H15V157H17L19 161H20V159H22L21 161L24 162L23 165H24V164H25V165L23 166V165H22V162H20V163L17 162L18 160H17V158H16V160H17V161H16L14 156H13V157L10 156V157L14 158L13 160L11 159V160H12L11 162L14 164V165H12V163L9 161V158L7 159L6 157H4V156H5L4 153H5V151H6V148H7V152H10V151H11V150H9V149H11V148L8 147L7 145H9V146H12V145H10L9 142H6V141H10V140H9V137H8V138H5V136H4L3 138L1 137L0 139L3 140V141L0 140V142H1L0 144H3V145H0V150H1V151H0V155L3 154V156H2V155H1V156L4 157V160L6 159V160H8V161L10 162V165L8 164L9 167H6L7 171L10 170V172H11V169H10L11 167H10V166L12 165V167H14L15 164H16V162H17L16 166L14 167V168H16V170H14V172H13V169H14V168H12V172H13V173H16V172H17L18 174H15V176H14V177H11V178H16V177H17L16 175H18L17 179L19 178V180H17V179H16V180H14V179L12 180L11 178L9 179L10 175L8 174L9 172H7V177H8V176H9V177H8L7 179L4 180V181H6V183H3V182L0 183V190L5 189V190H2L3 193H1L2 191H0V195H3L4 192H6V190H7L6 185H11V188L14 186L13 188H16L15 192L17 191L16 195H18V196H16V195L14 194V196L16 197L17 200H14V199H15V198H14V199H13V202L16 201L15 203H17V201H18V199H19V196H20V194H19V192H18V191H19V188L21 187L20 191L23 189L22 191H24L25 193H24V192H21V193H23V196H22V194H21V196H20V198H22V199H19V201H18L19 204H17V205L14 207V208L18 211L17 213H18L19 215H17L16 212H15V215H14V211H16L14 208H13V211H11V213H10V212L8 213V212L6 211V214H7V213H8L9 215L12 214V215H10V217H9L8 215H6L5 213H2V214H4L5 216H7V218L9 217L10 219H11L12 216H13L14 218H12V219H15L16 221L19 222V220L22 221V219H25L26 217H27V218L29 217V216H28L29 211H30V214H29V215H32V214H31V211L35 210V211L37 212L36 209H38V210L41 209V208H38V207H40V206H42V208H43V205H44V204H42L41 202L37 203V204H40V203H41L40 206H38L37 204H34V202H33V203H31V204H33V205H35V206L37 205L38 207L36 206V209H31V208H33L34 206H32V205L28 202L30 199L27 201V199L29 198V196L32 197V196H31V193L33 194V192H34V190H35L34 188H36V187H37V189H38V188H40V189L43 188V190H42V189H41V190L38 189V191H39L38 193H40V191H41V192L43 191L44 193H46L47 196H49V195H48V192H49V194H50L51 191H49L48 189L51 188V187H55V186H56V183H58V181H59V183H58L57 185H59L60 182H61V178H63V177L61 176V170H62V169L59 168V167H57V166H58V163H57V164H54V162H55V160H54V161H52V162H53V164L56 165V166H51V167H50V164H52V163H51V159L45 157L46 163H47V162H48V163L45 164V163H44L45 160H44V161L42 160L43 162H41V163H42V164L44 163V165H46V167H45L44 165H42V166H44V167L47 168V169H44V170H43V168H42V166H41V168H42V170H41V168L38 167V168H40V170H38V172H39V171H40V172L42 171V172H41V174H39V175H37V174H38V172H37L36 175H37V177H39V176L41 175L42 178H44V179L42 180V183H43V181L46 183V181L49 179V180H48L49 182L47 181V183H48V184H50V183L53 184V183H54V184H53V185L50 184L51 186H50V185L48 186L47 183H46V184L44 183L43 185H42V183H41V184L39 185V186L42 185V186H44V187H42V186L39 187L38 185H36V187H33V186H35V185H34L35 183H33V186H32V184H31V185L28 184V183L24 180L25 177H24V174H23L24 171L22 170V168L25 167V166H27V165H32V164H33V165H36L35 163H32V160H31V159H30V160L28 159V160H29V164L26 163V162H28V160L26 161L25 159H26V156H28V155L30 156V157L28 156L29 158H35L36 156H33V154L35 153V150L37 151V149H38V151L36 152V154H37L38 152L40 153V151H39L40 148H39V147H41V145H40L39 143H38V144L36 143V145L39 146V147L37 146L38 148H37V147H36V148H35V147H31V148H34L35 150L33 149L34 151H33V153L30 155L28 152L25 153L24 151H27L28 147L30 148V144L32 143V141L30 142V140H27V139H26L27 142H28V141L30 142L29 145H28V147H27L26 144H24V143H27V142H23L22 145L20 144V146H21V150H22V149L24 150V151H23V153H24L23 156H24V157H23V156H21L22 154H20L21 150L18 149V151H17V147H18V148L20 147V146L18 145V143H22L23 140H22V141L20 140L21 142H18V143H17V141L19 140V137L17 138L18 140H16ZM31 138H32V140H33V138H35V136H33V137H31ZM31 138H30V139H31ZM4 139H8V140H4ZM54 139H55V140H54ZM74 139H76V140H74ZM190 139L193 140V141L191 140V144L188 143ZM56 140H57V142H56ZM58 140H59V141H58ZM69 140H70V141H69ZM73 140H74V142H76V143H75V146H76V147H75L74 144H73ZM52 141H53L54 145L52 144ZM61 141H62V142H61ZM68 141H69V143H68ZM71 141H72V144H71ZM4 142H5V143H4ZM12 142H14V143H12ZM184 142H183V146L186 145L185 147H187V144L184 143ZM7 143H9V144H7ZM77 143H78V144H77ZM6 144H7V145H6ZM51 144H52L53 146H50ZM17 145H18V146H17ZM23 145H24V146H23ZM36 145L33 144L32 146H36ZM71 145H72V146H71ZM5 146H6V147H5ZM14 146H12V147H14ZM4 147H5V148H4ZM24 147H27V149L24 148ZM71 147L74 148V149L72 150ZM80 147H82V148L80 149ZM1 148H2V149H1ZM8 148H9V149H8ZM47 148L44 149V150L46 151ZM3 149H4L5 151L2 153ZM61 149H62L63 151H61ZM41 150H43L42 147H41ZM70 150H71V153H70ZM80 150H81V151H80ZM12 151H11V152H12ZM15 151H16V152H15ZM67 151H68V152H67ZM18 152H19V153H18ZM63 152H64V153H63ZM66 152H67V153H66ZM14 153H15V154H14ZM21 153H22V152H21ZM27 153H28V154H27ZM52 153H53V155H52ZM86 153H87V152H86ZM88 153H89V152H88ZM16 154L19 155L20 159H19L18 155H16ZM25 154H26V156H25ZM58 154H59V155H58ZM69 154H70V157H69ZM34 155H35V154H34ZM1 156H0V158H1ZM62 156H63V158H62ZM21 157H23L24 159L21 158ZM46 158H47V159H46ZM106 158H107V160H108V156H106ZM72 159L74 160V162L72 161L73 163L71 162ZM82 159H83V158H82ZM82 159L79 158L80 161L78 162V159H77V162H75V161H76L75 158L72 157V158L70 159V161H69V165H68V162H67V163L65 162V161H67V160H65V161H62V162H63V164H64V163H66V164H64V166H63L62 163L60 162L61 164H59V166L61 165L60 167H62V166H63V167H67V165H68L69 169H71V167H74V170H76V171H74V170L71 171L72 169H71V170L68 169V170L71 172V173H70V172L68 171V172H69V175H70V174L73 175V174L76 173L77 171H78V173H81L80 171H84V164H83V167L80 168V166H82L81 164L84 162V160L81 161ZM4 160H3V158H2V160L0 159V161H1L2 163H5V164H6L8 161H7V162H6V161L3 162ZM14 160H15V161H14ZM25 161H26V162H25ZM9 162H8V163H9ZM30 162H31L32 164H31ZM80 162H82V163H81L80 165H78ZM258 162H259V161H258ZM18 163H19V164H18ZM70 163H71L72 165H70ZM74 163H75V164H74ZM76 163H77L78 166L76 165ZM73 164H74V166H73ZM146 164H147V163H146ZM148 164H149V166H148ZM148 164H147V166H148L147 168H149L150 166H152V165H151L152 163H151V164L148 163ZM257 164H258V163H257ZM17 165H22V166L19 167V166H17ZM33 165H32V166H33ZM38 165H39V164H38ZM47 165H48L50 168L47 167ZM65 165H66V166H65ZM56 167L59 169V173L57 172L58 169H57ZM75 167H76L77 169H76ZM8 168H9V170H8ZM48 168H49V169H48ZM17 169H18V170H17ZM19 169H21V170L23 171V173H21L22 171L19 170ZM23 169H24V168H23ZM50 169H52L53 171H52V170L50 171ZM56 169H57V170H56ZM63 169H64V168H63ZM78 169H80V170H78ZM257 169H258V165H257ZM54 170H55V171H54ZM18 171H19V172H18ZM20 171H21V172H20ZM43 171H46V172L43 173ZM12 172H11V173H12ZM50 172H51V174H50L51 177L49 176L50 178L46 179V181H45V177H46L45 175H46V173L48 174V173H50ZM56 172H57V173H56ZM84 172H85V171H84ZM84 172H82L83 177H84V175H85ZM11 173H10V174H11ZM13 173H12V174H13ZM19 173H21V174H19ZM42 173H43L44 175H43ZM52 173H54V174H52ZM62 173H63V172H62ZM72 173H73V174H72ZM78 173H77V175H81V174H78ZM12 174H11V175H12ZM25 174H27V173L25 172ZM55 174H56V177L53 178V175H55ZM57 174H59V175L57 176ZM150 174H151V173H150ZM13 175H14V174H13ZM19 175H20L21 177H20ZM22 175H23V176H22ZM48 175H49V174H48ZM74 175H76V174H74ZM105 175H106V174H105ZM105 175H104L103 177H104V179H105V181H106V179H109L110 175L107 176L108 178L105 177ZM25 176H26V175H25ZM63 176H64V175H63ZM164 176H165V175H164ZM167 176H168V174H166V176H165V178H164V180H163L164 182L167 181ZM22 177H24L23 180H22ZM34 177H35V176H34ZM47 177H48V176H47ZM57 177H59V178L61 177V178H60L58 181H53V179H55V178H57ZM103 177H102V178L100 177L101 180L103 179ZM147 177H148V179H146V182H148V185H150V186L152 187V189L155 191V189H156V188L159 186V184L161 183L160 179H159L156 175H155V176H147ZM156 177H157V178H156ZM42 178H41V179H42ZM8 179H9V180H8ZM20 179H21V180H20ZM57 179H58V178H57ZM57 179H55V180H57ZM104 179H103L102 181H101V180H99V181L97 180L98 184L95 182L96 186L99 185L98 187H100V184H101V183L99 184L100 181L103 182V183H105ZM11 180H12L14 183L11 182ZM154 180H155V181H154ZM8 181L11 182V183H9ZM20 181H25V183H27V185H29V186H28L29 188H25V187H26V184L24 185V184L21 183V185H19L18 183H20ZM50 181H51V182H50ZM7 182H8V184H7ZM15 182H16V183L18 182V183L16 184ZM55 182H56V183H55ZM23 183H24V182H23ZM125 183H126V184H125ZM252 183H253V184H252ZM14 184L18 185L19 188H18L16 185H14ZM95 184H94V185H95ZM114 184H116V185H114ZM118 184L124 187V191H123V194H124V199H123V200H124V202L127 201V200L129 201V200L131 199V196H132V194H131V190H130L129 186L127 185V182H126L125 178H124V180L121 178V182H120V183H119V182H115V183H113V185H112L113 187H111V188H112V189H111L112 191L110 190V192H111L112 194L109 193V197H110L109 199H110V201L113 203V205H112V208H113V209H115V207L117 206V205H115V204L117 203V200H116L117 197L115 196V195H116L115 192H116V189H117L118 186H119ZM156 184H157V186H156ZM12 185H13V186H12ZM45 185H47L48 187L45 186ZM94 185H93V187H94ZM102 185H104V184H101V186H102ZM60 186H61V184L58 186V188L61 190V187H60ZM96 186H95V188H94V190H93L95 194H97L98 191H99V188H97ZM5 187H6V188H5ZM23 187H24L25 189H28V190H25ZM30 187H31V188H30ZM45 187L47 188L48 191H47V190H44ZM56 187H57V186H56ZM9 188H10V187H9ZM17 188H18V189H17ZM32 188H33V190H32ZM46 188H45V189H46ZM52 189L54 190L55 188H52ZM114 189H115V190H114ZM10 190H11V189H10ZM60 190H58L57 188L55 189V191H57V192H58V191L60 192ZM28 191H29V192L31 191V192H30V195H29V192H28ZM43 192L40 193V194H43ZM128 192H129V193H128ZM215 192H217V191H215ZM218 192H219V190H218ZM236 192H237L238 196H237V194L235 195ZM236 192H234V194L231 195V196H228V194L226 193V194H227V197L223 200V203H220V206H219V204H218L217 207H216V204H217V203H216L215 206L213 205L214 208L212 207L211 210H210V206H211V205L209 206V202H205V203H202V202H201V203H200L201 205H199L198 207L193 208V209H189V212H188V211H185V212H184V214H183V222H186L187 227H186L185 229H186L187 231H185V230H177V231H176V236H179V237H180L181 244L187 247V251H186V252H182V253L178 256V260H177V261H176V258H177V255H178V251H177V250L172 251V252H171V258H172V259L170 258V260H169V261H170V264H208V263H209V264H264V240H262V239H260V238L258 237V229L261 230V225L264 224V221H261V222H260V221H258V220L255 221V220H252V219H251V220H252V221H251L250 219L247 220V218H246V220H245V219L243 220V218H242V219L240 218V215H241L240 212H242V213H247V212H249V211H256V212H257V217L261 216L262 213H264V180L261 181V178H259V177L256 176V175H254V177H252L251 175H249V176H245V175H243V177H238V186H237V190H236ZM27 193H28V194H27ZM113 193H114V195H113ZM24 194H26V195L24 196ZM54 194H56V196L58 195L57 193H54V191H53V193H51L50 196L53 197ZM43 195H44V194H43ZM234 195H235V196H234ZM26 196H28V198H27ZM114 196H115V197H114ZM17 197H18V198H17ZM23 197H24V201H23ZM25 198H26V199H25ZM113 199H114V200H113ZM115 200H116V201H115ZM37 201H38V200H36V202H37ZM27 202H28L32 207H28V206H30V205L27 204ZM36 202H35V203H36ZM121 202H122V201H121ZM162 203H163L164 205H163ZM162 203H160L159 205H157L158 207H156V208H158V209H156L155 207H151V208H148V210H149L150 212H153V211H155V210H159V209H162V208H164V209H169V207H168V206H169V202L166 203L167 205L165 204V202H162ZM133 205H134V204H132V203L129 204V203L127 202V206H126V210H127L126 212H127V213L130 214V213H132V212H130V211H134V210H135L136 206H135V205L133 206ZM46 206H47V207H46ZM234 206L238 207V208H237V209H238V214H237V212H236L237 215L234 213L236 216H234V214H233V212H234V208H233V207H234ZM16 207L19 208V209H17ZM44 207H46V208H43V209H46V211H44V210L42 209L44 212H42V210H41V213H39V212L35 213V211L32 212V213H34V214H33L34 218H35V214H38V213H39V215L41 216V214H43V213H45V212H47V211H49V210H51V211H50V212L52 213L51 215L54 216V218H56L55 215L57 216L56 213H58V215H59V212H56L53 206H52V207H51V206L48 207V205H45ZM128 207H129V208H128ZM132 207H133V208H132ZM215 207H216V208H215ZM27 208L30 209V210L28 211ZM47 208H48V209H49V208H52L56 213H54L52 209H49V210H48ZM130 209H132V210H130ZM209 210L211 211L212 214H216V215H227L226 219L228 218V220H232L233 218L235 219V218H237V217L239 216L240 219H239V218H237V219H238V221H241V227H244V228H241L240 225H239L240 223L237 221V222H238L237 226H239L241 229H240L239 227H238L239 229L237 228L236 223H234L235 225H233V224L230 225V226H232V227L235 226V227H233V228H231L229 225H225V227H229L230 229L228 228V229L225 230V231H222V232H220V233H216V234L213 235V238L210 237V238L207 239V233H206V230H208V231L212 230L211 226L208 227L207 224H205L206 221H208V223H210V218H208V220H207V213H208ZM25 211H26V213H27V211H28V213L26 214ZM239 211H240V212H239ZM19 212H20V213H19ZM22 212H24V213L26 214V216H24L25 214H23L24 217H23V216H20ZM0 213H1V212H0ZM53 213H54L55 215H54ZM231 214H232L233 217L231 216ZM258 214H259V216H258ZM260 214H261V215H260ZM39 215H38V216H39ZM228 215H229L230 217H228ZM2 216H3V215H2ZM2 216H1V214H0V217H2ZM5 216H3V217L5 218ZM15 216L18 217V218L20 217V219H19V220H18V218L16 219ZM33 216H30V217H33ZM36 216H37V215H36ZM38 216H37V218L40 217V216H39V217H38ZM22 217H23V218H22ZM241 217H242V216H241ZM4 218H0V220H1L0 224H2V225L4 224L3 226H0V227H1V228H0V231H3V232H0V234L2 233L4 237H5L4 234H7V235H6L7 237H8V236L10 237V235H11L12 232H13V234H14V236H12V240H11V238H10V239L7 238V237L4 238L3 236L0 237V242H1V238L6 239V240H7V239L11 240V241L7 240V241H9V242L11 243V244H9V242H8L9 245L6 244L7 247H8V246L10 247V245H11V248L14 247V245H15V247H17V244H18V247H19V246H20L19 243H21V239H26L27 237H26L25 235H26L27 233H29L30 231H31V232H30L29 234H30V235H33V236H36L37 239L39 238L38 236H40V239H44V238L46 237V234H44V235H45V237H44V235L41 234V233H46V232H47V235L50 234V236H53V237H54V238H51V237H50V238L48 239V237H49V235H48V237H46L47 239L45 238L48 242H51L50 240L56 238V237H55V236H56V235H55L56 232H55L54 230H53V232H54V233H53L52 230H51V231L48 230V231H49V232H48L47 230L44 229V230L46 231V232H44L42 229H40V228H42V225H40V222L37 220V218H36V219H32V218H31L32 220H34V222L31 221L30 218H29L30 220L26 218V219H25L26 222H29V221H30V222H29L30 224H29V223H25V221L23 222L24 224H22V222H20L19 225L22 224V225H24V226L21 225L22 227L20 226L19 229H20V228H22V229L24 228V229H23V230L20 229V232H18V231H19V230H17L18 228L16 229L17 232L19 233V235H18L17 232H15V229H14V228H15V225H14V227H13L12 224H10L11 221L14 222L15 220H14V221H13V220L9 221V224H8V220H7L6 218H5V219H4ZM9 218H8V219H9ZM229 218H230V219H229ZM2 219H3V220H6L5 223H6L7 225H9V226H7L5 223H2V221H3ZM136 219H137V220H136ZM162 219H163V220H162ZM224 219H225V218H224ZM35 220H36V223L39 225V226L37 225L39 229L37 228V226H35V224H36V223H35ZM159 220H162V222H164V224L166 223L165 220H164V217H161ZM228 220H227V221H228ZM16 221H15V222H16ZM242 221H243V223H242ZM244 221H248V222H244ZM12 222H11V223H12ZM15 222H14V223H15ZM18 222H16V224H17ZM111 222H112V224H113V223L115 222V218L111 219ZM249 222H251V223L249 224ZM14 223H13V224H14ZM245 223H248V224L245 225ZM26 224H27V225L29 224V225H28L29 227H31V225L33 224L32 227L30 228V231H29V227H28V228L26 227V226H27ZM132 224H133V226L135 227V228L133 229V232H134V234H135V235H134V236H135V237H134V242L137 243V244H139L140 248H141V247H142V248H145V249H142V248H141V249H142V252H139V253L135 256V258H134L135 261H136L137 259H140L142 253H143L144 251H146V250L149 249V248L146 249V242L143 241V239H142V237H141V234H142L143 232H145V233L148 235V238H149L151 241H152V239H154V240H153V243H155V244H154V248H155L156 250H160V249H161V250H164L165 247H163V246H164L165 244H164L163 242H161L160 240L155 239V238H156V235H155L154 233H152L151 230L149 229V227L146 225V222H145V219L143 218V215H141V214H137V213H136V217L134 218V221L132 220ZM19 225H18V226H19ZM210 225H211V224H210ZM244 225H245V226H244ZM6 226H7V232H4L5 229H6V228H5ZM10 226L14 229V231L10 228ZM16 226H17V225H16ZM33 226H35L39 231H38L35 227H34V229H32ZM40 226H41V227H40ZM99 226H100V227H99ZM99 226H98V228H97L96 231H95L96 233L94 232V234H93L91 231H88V233H85V234H87V235H85V234L82 235V238H83L84 240H85L86 238H89V239H90V240L88 239V241H87L88 244H86V245H88V248L86 249L87 246L85 245V247H84L85 251L83 252V254H84L85 252L88 253V254H87L88 257H87V259H86V263H87V264H97V263H99L100 261H102V258L105 257L104 254L101 255V253H99V252L96 253V254H95V253L93 254V252L91 251V248H93L91 245H93V244H95V243L101 245V247H106V246L108 245V240H107V238L104 236V234H105V232H104L105 229H103L104 226H102V225H99ZM246 226H247V227H246ZM2 227H4L5 229L2 228ZM8 228H10L12 232L9 231L10 229L8 230ZM147 228H148V229H147ZM1 229H2V230H1ZM25 229H28V230L25 231ZM31 229H32V230H31ZM35 229H36L37 231H36ZM139 229H140V230H139ZM144 229H145V230H144ZM205 229H206V230H205ZM235 229H238V230H235ZM21 230H22V232H23V231H25V233L27 232L26 234H25V233H22V234H25V235H23V237H26V238H22ZM34 230H35V231H34ZM41 230H42V232H40ZM100 230H101V231H100ZM148 230H149V231H148ZM220 230H221V228H220ZM220 230H217V231H215V232H219ZM58 231H59V230H57V232H58ZM235 231H238V232L235 233ZM8 232H10V235H9ZM14 232H15V233H14ZM33 232H34V234H33ZM35 232H37L38 235H37V233H35ZM39 232H40V234H41L44 238H43V237L41 238V235L39 234ZM50 232H51V233H50ZM60 232H61V231H60ZM147 232H148V233H147ZM188 232H189V233H188ZM16 233H17V234H16ZM31 233H32V234H31ZM52 233H53L54 235H53ZM149 233H150V234H149ZM185 233H188L187 237H188V239H189V246H187V245L184 243L183 239H182V237H183V235H184ZM230 233H231V234H234V233H235L234 237H233ZM15 234H16L17 236H15ZM29 234H27V235H29ZM51 234H52V235H51ZM102 234H103V235H102ZM90 235H92L94 238L90 237ZM100 235H101V236H100ZM151 235H152V236H151ZM220 235H223L224 238L227 239V241H226L225 239H223V240L221 239V240H220L221 243H220L219 246H225V247H223V249L220 248V247L217 248V247H218L217 244H219V243H217L216 245H214V241H215V240H218ZM227 235H229L228 238H227ZM19 236H20V238H19L20 240L17 238V237H19ZM33 236H32V238H30V239H32V240H30V239L26 240V242L29 241V242H27L28 244H27V243H23V244H27V245H26L27 248H28V245H29V244H31L29 247L32 246L33 249H34L33 245L35 246L36 244H37V245L39 244L40 246H42V245H46V244L43 243L44 240H43V241H42V240L40 241V239H39V240H36V241H40V243L37 242L36 244H34L36 241L34 240V242H33V239H34ZM14 237H15L16 240L13 239ZM36 237H35V238H36ZM136 237H137L138 239H137ZM154 237H155V238H154ZM230 237H231V238H230ZM91 238H92V240H91ZM3 239H2V241L5 242V240H3ZM17 239H18V241H17ZM95 239H96V240H95ZM102 239H103V240H102ZM228 239H229V240H228ZM13 240H14L15 244H12V243H14ZM46 240H45V243H46ZM155 240H156V241H155ZM224 240H225L226 243L224 242ZM7 241H6V242H7ZM19 241H20V242H19ZM30 241H31V242H30ZM53 241H54V240H53ZM53 241H52V242H53ZM55 241H56V240H55ZM55 241H54V242H55ZM220 241H219V242H220ZM4 242H2V243H4ZM6 242H5V243H6ZM16 242H17V244H16ZM18 242H19V243H18ZM32 242H33V244H32ZM222 242L225 243L226 245H225V244L223 245ZM5 243L2 244V245H0V247H1L0 250L2 251V249H3L4 253H3V251H2V252L0 251V252H1L3 255H4V254L6 255V254L9 252V250H10V252H9V253H10V256H13L14 254L16 255V253H17V255H18V257L20 258V260L17 258V256H16V257L13 256V257H11V258H9V257H10V256H9V257H8L9 260H8L6 256H2V254L0 253V256H2V258H0V262L2 261L3 264L5 263V262L2 260L3 257H4V259H6V260L8 261V264H9V261H10V264H15L16 262L14 261V258L18 259V260H16V259H15V260L17 261L18 264H20L21 261L28 260V259L30 258V256H29L28 254H29L30 252H33V251H32V250H33L32 248H31V249L29 248V251H30V252H27L28 249H25V250H27V251H24V249H22V250L24 251V254H23V255H24V259H22L21 256H23V255H22V254H18L19 251H17V248H13V249L16 250V253H14L13 251H15V250H12V249L9 248V247L7 248V247L5 246ZM41 243H42V244H41ZM92 243H93V244H92ZM122 243H123V240H122V239L116 241V245H117V246H120ZM141 243H142V244H141ZM0 244H1V243H0ZM140 244H141V245H140ZM3 245H4V246H3ZM105 245H106V246H105ZM143 245H144V246H143ZM155 246H156V247H155ZM216 246H217V247H216ZM2 247H5L6 252H5L4 248H2ZM90 247H91V248H90ZM162 247H163V248H162ZM207 247H208V248H207ZM252 247H253L254 249L256 248V249L258 250V255H257V256H254V253H253V252L250 253V249H251ZM6 248H7V249H6ZM42 248H43V249L40 248L42 251H39L40 249L37 250V254L40 255V253L42 254V253L45 251V250H44V247H42ZM204 248H205V251H207V253L204 252ZM8 249H9V250H8ZM119 249H120V250H119ZM220 249H222V250H220ZM7 250H8V252H7ZM11 250H12V252H11ZM43 250H44V251H43ZM86 250H88V251H90V252H87ZM143 250H144V251H143ZM148 251H149V250H148ZM148 251H146V252H148ZM38 252H39V253H38ZM9 253H8V255H9ZM11 253H13V255H11ZM25 253H26V255H25ZM86 253H85V255H86ZM37 254L34 256V253H33V255H31V256H32L31 258H33V259H34V258H37ZM68 254H69V253L67 252L63 257H64V258L67 257V258H65V259H68V258L71 259L72 257H71L70 255H69L70 257L67 256ZM118 254H119V255H122V256L125 255V252H124V250H122L121 247L118 248ZM8 255H7V256H8ZM20 255H21V256H20ZM39 255H38V257H39ZM44 255H45V253L42 254V256H40L39 258L41 259V257H42V260H43V256H44ZM33 256H34V257H33ZM101 256H102V257H101ZM253 256H254V257H253ZM5 257H6V258H5ZM25 258H26V259H25ZM27 258H28V259H27ZM39 258H38V259H39ZM44 258H45V257H44ZM10 259H13V260L11 261ZM21 259H22V260H21ZM33 259H29L30 261H29V260H28V261L31 262V261H33ZM45 259H46V258H45ZM35 260H37V259H34V261H35ZM46 260H47V259H46ZM49 260H51V259L49 258ZM87 260H88V261H87ZM19 261H20V263H19ZM34 261H33V262H34ZM12 262H14V263H12ZM17 263H16V264H17ZM34 263H35V262H34ZM34 263L31 262V264H34ZM0 264H2V263H0ZM5 264H7V263H5ZM154 264H160V263H154Z\"/></svg>","mask_w":264,"mask_h":264}]
</instances>
